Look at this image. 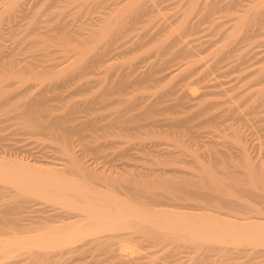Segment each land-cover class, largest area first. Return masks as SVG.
<instances>
[{
	"label": "rangeland",
	"instance_id": "1",
	"mask_svg": "<svg viewBox=\"0 0 264 264\" xmlns=\"http://www.w3.org/2000/svg\"><path fill=\"white\" fill-rule=\"evenodd\" d=\"M6 1V0H5ZM23 1V7H20L19 9H16V10H12L14 13H12V11L10 10L9 12L8 11H5V12H1V14H4V15H1L0 14V52L1 51H4V52H1L2 54L3 53H5L4 55H5V60L3 59V61H5V62H8V61H6V60H12L13 59V57H14V55L18 58V59H16V57H14V59H13V62L12 63H14V60L16 59V63H14L13 65L15 66H12V63H10L7 67L5 66V65H3V66H5L4 68H2V66L0 65V75L2 74V77L4 76V78L6 79V81L2 84L3 85V87L1 86V88L2 89H0V91H1V93H3V94H1L0 93V159H6V160H9L10 158V160H15L16 159V157L18 158V160H23L24 162H29V163H32L33 161L35 162V163H37L36 165H39V166H42V167H47V166H49L50 167V165L51 166H53L54 164V166L55 167H58V168H60V166H56V165H61L62 163H64V164H66L67 162H64L65 160H67L68 158H66L65 156H63V158L64 159H62V153L60 154V152H61V150H62V152L64 153L65 151H63V150H65V147H63V144H64V146H68V147H66L69 151L70 150H72V152L71 153H73L74 154V158H75V154H76V157L77 158H81V160H83L82 161V163L81 164H84V167L86 166L87 168L86 169H84V170H86L87 172V174H89V176H90V174H91V177H92V180L91 181H95L97 178V180H96V182L95 183H97V184H103V185H105V184H112V183H116V181H117V183L116 184H120V186L122 185V183L125 185L126 183L128 184V183H130L129 184V186H131V184H133L134 186H135V183L137 184V186H139V187H141L140 186V184L144 187V189L145 188H147V189H149V187L151 188H153L154 189V187L153 186H156V185H160V184H162V183H164L163 182V180H164V178L162 179V177H161V179H162V182L159 180V178H157V177H154V176H156L157 174V172H159V173H161L162 171V174H160V175H162V176H165L166 175V178H168L169 179V177H170V179H173V180H175L174 179V177L176 176H178L177 178H183V177H187V178H183L182 180H180V179H178V180H180V181H183V180H185V179H187L186 181H188V179H189V177L191 176V178H190V183H193V184H191V185H193V186H195L196 188H198L199 187V185L201 184L200 183V181H202V183H203V187H204V185H205V183L207 182V184L205 185V186H207L208 185V177H207V174H206V172L208 171V170H210L209 172L211 173V171H212V176L214 177V178H216V179H220L219 181L220 182H225L226 183V185L227 184H229L230 186H233L232 184H237V185H241V183H242V186H244L245 185V183L246 184H248L249 182H256L255 180H254V177L256 176V177H258L257 178V180L259 179V182L257 181V183H260L259 184V187L260 188H262L263 190H264V159H262V158H264V114H262V113H264V112H261V109L259 110V109H257V108H263L262 109V111H264V101L262 102V97L260 96V95H264V77H262L263 76V74H264V16H262L261 14H264V10H263V8L264 7H262V6H264V5H258V2H260L261 4H264V0H237L236 2H239L240 4L238 5V4H236V2L234 1V0H215L214 2L212 1V0H209V4H208V1H206V0H202V1H204V2H207V4H205V3H202V4H200L201 3V1H200V3L198 2V4L199 5H201V9H203L202 7H203V5L205 6V5H207V6H210V1H211V3L213 4V3H216L217 4V9H219V8H221L222 6H227V7H229V8H226V9H223V8H221V10L219 9L218 11L216 10L215 12L216 13H214V11H213V15L211 16V18L210 19H207L206 20V18H205V20L206 21H204V18H203V16H204V14H206L207 12H204V14H203V10H205L206 9V7L207 6H205V9H203L202 11L201 10H199V9H197V13L194 11L193 12V15H192V17H191V15H190V17H189V19H188V25H189V23H191L192 21H193V26H191V27H193L194 28V24H195V22H196V24H197V28L196 29H192V30H195V32L193 33V34H191L192 32H190L189 33V31L191 30V29H189V31L188 32H186V34H184L183 36H181L180 35V33L182 32H180V33H177V32H179V30L178 31H176L175 29L173 30V32L174 31H176V33L174 32V34L172 33H170V31H172V29L173 28H175V26H177L178 27V24L179 23H181L183 20H181L180 18H185V17H182L183 15V13H184V11H185V9H186V7L185 6H187V10H188V7H190V2H191V0L190 1H187L186 2V0H182L183 2H180L181 0H163L164 2L162 3L161 2V4L162 5H160L159 4V6H162V7H156L158 4L157 3H159L158 2V0H156L157 1V3H156V1H154V0H151L152 2H153V5H150V6H154V7H156L157 9H158V11H154V12H156V13H154V12H152L153 10H155V9H151L152 11V13H149L150 12V10H149V12H147L148 10H145L146 9V7H147V5H149V4H152L151 3V1L149 2V4H147L146 5V7H145V4L146 3H148V0H142V3H141V5H140V1L138 2V3H136L135 5H134V7L138 10V8L137 7H139V10H140V12H138V11H136L134 8L131 10V11H134L133 13L132 12H129L130 13V15H126V16H128L127 17V20L126 21H130L131 20V22H129L130 24L131 23H134L136 20H138L139 19V17L137 16V18H136V13H138L137 15H139V16H142L141 17V22L143 23V24H141V22L139 23H137V21L135 22V23H137V24H133V26H135L134 27V29H136V30H131L130 32H128V30L129 29H127V31H124V33L122 32V34H121V30L122 29H120L122 26L121 25H123V24H125L126 23V21L125 20H123L125 23H123V21L120 23V26H119V24H118V27H119V30L118 31H120L119 32V35H121V36H119V37H123L122 38V41H120V39L118 40V39H116V42H113L112 44L113 45H115V44H117L115 47V49H114V47H113V45H111L112 47H113V49H111V47H109L110 45L108 44L109 42L106 40V39H103V41H101V40H98V41H96V46H98V48L100 49V47H99V45L102 47L103 45L105 46H103L104 47V52H105V54H107L106 56L107 57H104L105 56V54H103L102 52H100V51H102V50H97L98 48L96 47V51L98 52V53H100V54H102L103 55V61H101V57H100V60L99 61H97L96 63H92V61H91V57H87V59L85 60V62H86V68L88 69V66H92L90 69H92L93 70V72L94 73H92V70H87L86 68L84 69V71H83V69H76V71H75V69H71L70 67H69V62H71V61H73L74 60V57H75V55H73L74 53L76 54V51L74 50V51H71V50H67V49H64V46H61V45H58V44H56V43H54L53 44V42L49 39V37H57V38H62L63 40H66V39H68L69 41L70 40H72V36H74L75 38L73 39V42H71V44H73V43H75L76 42V40H79V39H81V38H83V37H85L86 36V38H87V40L89 41L90 39V41H93V40H95L96 39V37H97V35H96V37L95 38H93V37H91V29L89 28V26L88 25H90V27L91 26H93V28L92 29H94V28H96V29H98L97 27L98 26H103L102 25V21L101 20H99V17L100 18H102V20H104L106 17H105V15L107 14L106 12H109V11H107V10H110V14H107V15H112V12H111V10H112V7H113V10H114V6L113 5H117V3H120V4H118L117 6H119L120 5V7L119 8H121L122 6H124L125 4L124 3H126V1L127 0H125V2L123 1V0H103V1H99V0H88V2H87V0H22ZM105 1V2H104ZM121 1V2H120ZM161 1V0H160ZM258 1V2H257ZM27 2V3H26ZM85 2V3H84ZM102 2V3H101ZM145 4H144V3ZM233 2V3H232ZM246 2V3H245ZM2 3H4V0H2L1 2H0V4H2ZM80 3V5L79 6H77L78 4ZM83 3V4H82ZM98 3V4H97ZM104 3V4H103ZM110 3H115V4H111V6L112 7H109L108 8V6L107 5H109L110 6ZM187 3V4H186ZM189 3V4H188ZM219 3V4H218ZM226 3H227V5H226ZM230 3H231V5H230ZM242 3V4H241ZM255 3V4H254ZM85 4H86V6H85ZM96 4V5H95ZM178 4H180V5H178ZM182 4V5H181ZM232 4H233V6H238L237 8L240 10V11H242V12H240L239 10H236L237 8L235 7H232ZM3 5V4H2ZM2 5H0V7L2 6ZM83 5V6H82ZM90 5H91V7L93 8H91L90 7ZM99 5V6H98ZM105 5V6H104ZM116 5H115V7H116ZM144 5V6H143ZM177 5V6H176ZM183 5H185V6H183ZM199 5H197V6H199ZM242 5V6H241ZM247 5L248 6H250V7H247ZM252 5V6H251ZM257 5V6H256ZM5 6V5H4ZM95 6H96V8H95ZM101 6V9L103 10V12L104 11H106L105 13H104V19H103V17H101V16H103V13H102V11H101V9L99 8ZM103 6V7H102ZM175 6V7H174ZM262 7L261 9H260V7ZM60 7V8H59ZM84 7V8H83ZM87 7V8H86ZM104 7H107L106 9L104 8ZM181 7L184 9V10H182L181 9ZM248 9H247V8ZM2 8V7H1ZM21 8H23V9H21ZM95 8V9H94ZM99 8V9H98ZM119 8H118V10H119ZM150 8V7H149ZM148 7H147V9H149ZM198 8V7H197ZM253 10H255V11H253ZM42 9V10H41ZM87 9V10H86ZM96 9H98V10H96ZM116 9V8H115ZM230 9V10H229ZM6 10H8V9H6ZM19 10H21V11H19ZM39 10V11H38ZM83 10V11H82ZM94 10V11H93ZM112 10V11H113ZM117 10V9H116ZM144 10H145V12H144ZM174 10V11H173ZM179 10V11H178ZM181 10V11H180ZM186 10V11H187ZM207 11H208V9H206ZM261 10H263V13L262 12H260ZM17 11V12H16ZM75 11V12H74ZM232 11V12H231ZM234 11H235V13H234ZM239 11V12H238ZM245 11V14H248V15H250V16H248V18H250V20L248 21L247 20V22H253V23H255V24H253V23H248V24H246V26H248V28H244V27H242V26H245V24L244 25H238L237 27H239L238 29H240V35L239 34H237L236 36H237V39H238V41L239 40H242L243 42H241V41H235L236 40V36L234 35V37L232 36V38H233V40H232V38H229L234 32L235 33H237V31H238V29H235V30H233L235 27H236V25H237V23H236V25H234V27H233V25L232 24H234L235 23V21H234V23H233V20H231V18L233 19V17H235L234 15H237V18L236 19H238L240 16H241V13H242V16L244 15V12ZM22 12V13H21ZM62 12V13H61ZM83 12V13H82ZM85 12V13H84ZM93 12V13H92ZM116 11H113V13H115ZM146 12L149 14V16H148V14L146 15ZM180 12V13H179ZM238 12V13H237ZM249 12H252V13H250L249 14ZM86 13H89V14H86ZM102 13V15H100ZM134 14V15H132V14ZM182 13V14H181ZM187 13V12H186ZM222 13V14H221ZM229 13V14H228ZM8 14V15H7ZM11 14L13 15V16H11ZM60 14H61V16H60ZM83 14H85L84 16H83ZM185 14V13H184ZM199 14L200 15H202V17H200V18H198L199 17ZM217 14H218V16H217ZM221 14V15H220ZM238 14L240 15V16H238ZM253 16H252V15ZM18 15V16H17ZM22 15V16H21ZM92 15V16H91ZM97 15H99V16H97ZM132 15V16H131ZM146 15V16H145ZM179 17H178V16ZM186 15V14H185ZM184 15V16H185ZM194 15H196L195 17H194ZM233 15V16H232ZM255 15V16H254ZM36 16V17H35ZM94 16V17H93ZM134 16V17H133ZM206 17H207V15H205ZM225 16V17H224ZM8 17V18H7ZM79 17V18H78ZM88 17V18H87ZM93 19H92V18ZM98 17V18H97ZM147 17V18H146ZM153 17V18H152ZM215 17H217V18H215ZM252 17H253V20H251L252 19ZM7 18V19H6ZM31 18H33V19H31ZM75 18V19H74ZM77 18V19H76ZM87 18V19H86ZM91 19V21H90V19ZM96 18V19H95ZM129 18V19H128ZM132 18H133V20H134V18H136L134 21H132ZM148 18H150V19H148ZM193 18V19H192ZM195 18V19H194ZM234 18V19H235ZM260 18H261V21H259L260 20ZM4 19V20H3ZM27 19V20H26ZM60 19V22H58L57 23V21ZM62 19V20H61ZM146 19V20H145ZM163 19V20H162ZM171 19V20H170ZM175 19H176V21L178 22V23H176L175 22ZM177 19H179V20H177ZM212 19H213V21H212ZM227 19V20H226ZM263 19V20H262ZM29 20V21H28ZM72 20V21H71ZM74 20V21H73ZM80 20V21H79ZM86 20V22H84V21ZM95 20V21H94ZM97 20V21H96ZM140 20V19H139ZM145 20V21H144ZM152 20V21H151ZM173 20H174V22H173ZM215 20H216V22H217V20H219L217 23L215 22ZM258 20V23H256V21ZM27 21V22H26ZM35 21H38L37 23H38V25H40V26H38V25H36L37 23L35 22ZM62 21V22H61ZM65 21V22H64ZM71 21V22H70ZM93 21H94V24H93ZM101 21V22H100ZM163 21H165V24H164V22ZM198 21V22H197ZM229 21H231V22H229ZM237 21V20H236ZM70 22V23H69ZM84 22V23H83ZM103 22H105L106 23V20H104ZM168 24H167V23ZM172 22L173 23H176L175 25L174 24H172ZM222 22V23H221ZM262 22H263V24H262ZM7 23V24H6ZM9 23V24H8ZM33 23V24H32ZM57 23V24H56ZM62 23V24H61ZM64 23L67 25H64ZM90 23V24H89ZM99 23H101L100 25H98ZM152 23V24H151ZM32 24V25H31ZM35 24V25H34ZM60 24H61V26H60ZM74 24V25H73ZM76 24H77V26H76ZM80 24H81V26L83 25H87V28L90 30H86V27H82L81 28V26H80ZM93 24V25H92ZM104 24V23H103ZM127 24V23H126ZM125 24V25H126ZM160 24H162V25H165V26H160ZM196 24H195V26H196ZM200 24V28H199V25ZM216 24V25H215ZM31 27H30V26ZM34 25V26H33ZM68 25H70V28L72 29H70V31L71 32H73V33H71V32H69V29L68 30H65L66 32L68 31V33H66V34H64V30L63 29H67L68 28ZM97 25V27H95V26ZM137 25V26H136ZM145 25V26H144ZM152 25V26H151ZM157 26V27H155V26ZM174 27H173V26ZM190 25H192V24H190ZM230 26L231 27V25H232V27L230 28V27H228V26ZM260 25L262 26L261 28H258V26L260 27ZM26 26H28V29H27V27ZM36 26V27H35ZM41 26H42V28H41ZM57 26V27H56ZM64 26H66L65 28H64ZM128 26H130L131 27V25H126V26H124L123 25V28L124 29H126ZM133 26L131 27V29L133 28ZM167 26H168V28H167ZM203 26V27H202ZM221 27L220 29L219 28H217V27ZM251 26H253L252 28H251ZM7 27V28H6ZM30 27V28H29ZM33 27V28H32ZM37 27H40V28H38V29H35V28H37ZM46 27V28H45ZM77 27V28H76ZM80 27V28H79ZM130 27H128V28H130ZM141 27L143 28V29H141ZM154 27V28H153ZM161 27V28H160ZM164 27H166V28H164ZM169 27H171V29L169 28ZM176 27V28H177ZM210 27H212V28H210ZM44 28V29H43ZM57 28H60V29H62L63 31V35H61V30H59V31H57ZM101 28V27H100ZM146 28V29H145ZM157 28H159V29H161V33H160V31L158 32V30L159 29H157ZM164 28V29H163ZM255 28V30H253ZM30 29V30H29ZM31 29H32V32L30 33V31H31ZM73 29H75V30H73ZM80 29V30H79ZM83 29V30H82ZM139 29H141V30H143V31H139ZM165 30V31H163V30ZM200 29V30H199ZM225 29V30H224ZM258 29V30H257ZM26 30V31H25ZM33 30H36V31H33ZM76 30H78V31H76ZM82 30V32L84 31V30H86L87 31V33H89V34H87L86 33V31L85 32H79V31H81ZM150 30H152V31H150ZM214 30V31H213ZM249 30H251V32L253 33L252 35L249 33ZM89 31V32H88ZM97 31V30H96ZM98 31H103V30H99L98 29ZM203 31V32H202ZM220 31V32H219ZM226 31H228V32H226ZM229 31H230V33H229ZM242 31V32H241ZM245 31V32H244ZM263 31V32H262ZM76 32V33H75ZM133 33L132 35L131 34H129V40H130V38H132L133 36H134V39L135 40H133V42H132V40H131V42L132 43H135V41L137 40V41H139V43L141 42V43H144V45L142 44H137V46H136V49H137V51L134 49V51H133V48H132V50L130 49L131 47H130V45L132 44V43H130V41H128L126 38H128L127 37V35H128V33ZM144 32V34L143 35H141L142 33ZM184 32V31H183ZM182 32V33H183ZM224 32V34H227V35H225L224 36V34H223V36L225 37L224 39H222L223 38V36L221 37V33H223ZM226 32V33H225ZM231 32H233L232 34H231ZM244 32V33H243ZM247 32V33H246ZM4 33V34H3ZM69 33H71V34H73L72 36H71V34H69ZM84 33H86V34H84ZM127 33V34H126ZM141 33V34H140ZM149 33V34H148ZM156 33V34H155ZM163 33H165V34H163ZM189 35H188V34ZM263 33V34H262ZM34 34V35H33ZM42 34V35H41ZM94 36H95V34L94 33H92ZM117 34V33H116ZM137 34H138V39H137ZM140 34V35H139ZM147 34V35H146ZM157 34H159V35H157ZM221 34V35H220ZM228 34H230V36H228ZM255 34L257 35L258 34V37L257 36H255ZM260 34V35H259ZM65 35H69L67 38H65L64 36ZM78 35V36H77ZM88 35H89V37H88ZM130 35H131V37H130ZM150 37H149V36ZM152 35L154 36L155 35V37H156V39H155V37H153L152 39H153V41L152 40H150L149 38H151L152 37ZM162 35V36H161ZM163 35H165V36H163ZM169 35V36H168ZM173 35V36H172ZM178 35L181 37H178ZM187 35V36H186ZM208 35V36H207ZM218 37H217V36ZM239 35V36H238ZM244 35V36H243ZM25 36V37H24ZM83 36V37H82ZM115 36H117V35H115ZM144 36H145V38H144ZM161 36V40L159 39V37ZM172 36V38H170ZM206 36V37H205ZM214 36V37H213ZM227 36H228V38H227ZM41 37V38H40ZM119 37H117V38H119ZM147 37V38H146ZM149 37V38H148ZM166 37V38H165ZM167 37H168V39H167ZM177 37L178 39L177 40H181L183 37H185L182 41H176V45L177 46H175V51H174V46L172 45L171 47H170V49L171 48H173V52H172V49L170 50H167L166 52L168 53V54H170V55H168V54H164L163 52H161L162 50L161 49H164V51H165V48L163 47V45H165V47H166V45L168 44L169 45V42L173 39H175V38ZM208 37V38H207ZM217 37V38H216ZM220 37H221V40H220ZM245 37H247L246 39L248 40H246L245 39ZM256 37H257V39H256ZM56 38V39H57ZM70 38V39H69ZM89 38V39H88ZM93 38V39H92ZM140 38H141V40H142V38L144 39L143 41H141L140 40ZM158 38V39H157ZM254 38V39H253ZM261 38V39H260ZM45 39V40H44ZM213 39H214V41H213ZM227 39V40H226ZM233 41L232 43H231V40ZM253 39V40H252ZM260 39V40H259ZM28 40V41H27ZM97 40V39H96ZM123 40H125V41H123ZM146 40V41H145ZM148 40V41H147ZM157 40L158 41H160V43L161 42H164V44H161L162 46H159V44H157L156 45V43H157ZM169 40V41H168ZM173 40H172V43L170 42V45L171 44H173ZM220 40V41H219ZM226 40V41H225ZM244 40H246V42L244 41ZM26 41H27V43H26ZM89 41V42H90ZM126 41L127 42H129V43H126ZM136 41V43H138ZM155 41V42H154ZM166 41H168V42H166ZM185 41H186V49H187V47H188V51L186 52V51H183L184 49H185V47H183V46H185L184 45V43H185ZM190 41V42H189ZM218 42V44H219V49L220 48H222V50H221V52L218 50V48H217V42ZM223 41V42H222ZM16 44H15V43ZM32 44H31V43ZM101 42H103V45H102V43ZM104 42H106V45H107V47H106V45H105V43ZM146 42H147V44L149 45H146ZM154 42V43H153ZM183 42V43H182ZM189 42V43H188ZM213 42V43H212ZM214 42H216V44H214ZM219 42H221V43H219ZM91 43V42H90ZM115 43V44H114ZM122 43V45H120ZM123 43H125V45L126 44H129V45H124ZM175 43V42H174ZM179 43H182V44H179ZM188 43V44H187ZM201 43V44H200ZM239 43V44H238ZM28 44V45H27ZM150 44L153 46H151L150 47ZM198 46H197V45ZM206 44V45H205ZM229 44V45H228ZM241 44V47H236L235 45H240ZM15 45V46H14ZM109 45V46H108ZM118 45H119V48H117L118 47ZM125 46V48H127L128 46H129V48H127V52H125L126 51V49L123 47H121V46ZM134 45V48H135V45L136 44H133ZM146 45V46H145ZM169 45V46H170ZM195 45H196V47L197 48H195V50L193 49V47H195ZM11 46V47H10ZM132 46V45H131ZM144 46V47H143ZM158 47L159 46V48H158V50H157V48L156 47ZM193 46V47H192ZM216 46V47H215ZM8 47V48H7ZM124 50V51H122V49ZM138 47H139V49H138ZM149 47V48H148ZM163 47V48H162ZM168 47V46H167ZM166 47V48H167ZM177 47V48H176ZM192 47V48H191ZM224 47V48H223ZM234 47H236L238 50H236V48H234ZM3 48V49H2ZM47 48V49H46ZM107 48V49H106ZM155 48H156V50H155ZM181 49L180 51H179V49ZM199 48V49H198ZM5 49V50H4ZM13 49H14V55H13V57H12V59H11V57L9 56L11 53H13ZM64 49V50H63ZM102 49V48H101ZM151 49V50H150ZM160 49V50H159ZM176 49H178V50H176ZM185 49V50H186ZM190 49L192 50H194L195 51V53L193 52V54H189V55H191V57H192V55H195V57L193 58L192 57V59L190 60V58L188 57V59L187 58H185L186 56L185 55H183L182 56V54L181 53H183V52H185L184 54H187V53H192V51H190ZM216 49V50H215ZM233 49L235 50V51H233ZM109 50H113L112 52H110ZM239 50H240V52H239ZM68 51V52H67ZM116 51H118V52H116ZM120 51V52H119ZM131 51V52H130ZM158 51V52H157ZM180 52V54H178V56H177V54L175 53V52ZM219 51V52H218ZM238 53H237V52ZM67 52V53H66ZM122 52V53H121ZM130 52V53H129ZM212 52V53H211ZM224 52V53H223ZM237 53L236 54V56L234 55L235 53ZM243 52V53H242ZM10 53V54H9ZM21 53V54H20ZM40 53V54H39ZM66 53V54H65ZM116 53V54H115ZM118 53V54H117ZM126 54V56H125V54ZM155 53H156V57H155ZM201 56H199L198 54ZM245 53V54H244ZM91 54V53H90ZM90 54H89V56H90ZM120 54V55H119ZM153 54V55H152ZM165 55V57L167 56V57H169L170 56V58L172 57V58H175V62H174V60H172V58L170 59H168L167 57L165 58V57H162V56H164ZM173 54V55H172ZM230 54V55H229ZM240 54V55H239ZM31 55H33L34 57H35V60H34V58H32L31 57ZM45 55V56H44ZM132 55V56H131ZM145 55H147V56H145ZM152 55V56H151ZM197 55V56H196ZM212 55V56H211ZM217 55V56H216ZM229 55V56H228ZM244 55V56H243ZM11 56H12V54H11ZM19 56V57H18ZM182 56V57H181ZM217 57V61L218 60H220V61H216L215 59L216 58H214V57ZM226 56H228V57H226ZM233 56H235V57H233ZM246 56V57H245ZM10 57V58H9ZM71 57V58H70ZM110 57V58H109ZM125 57V58H124ZM138 57V58H137ZM148 57V58H147ZM149 57H151V58H149ZM158 57V58H157ZM159 57H160V59L161 60H159ZM163 58V60H162V58ZM184 57V58H183ZM205 57V58H204ZM222 57V58H221ZM233 57V58H232ZM4 58V57H3ZM70 58V59H69ZM105 58L107 59V60H105ZM117 58H119V59H117ZM180 58H183V59H185V60H187L188 61V63H189V60H190V63L189 64H193V62H195V60H196V62L195 63H197V62H201L202 60H205V61H202L201 63L199 62L198 63V65L196 64V66L195 65H193V66H189V64L188 63H186L187 61H185V60H183V59H181L180 60ZM200 58V59H199ZM203 58V59H202ZM60 59V60H59ZM123 59V60H122ZM131 59H135L134 61L133 60H131ZM143 59V60H142ZM147 59V60H146ZM152 59V60H151ZM158 59V60H157ZM165 59V60H164ZM167 59V60H166ZM193 59H195L194 61H193ZM199 59V60H198ZM210 59V60H209ZM223 59H224V61H223ZM227 59H229V60H226ZM235 59V60H234ZM244 61H243V60ZM29 60V61H28ZM30 60H32V62L34 61V65L36 66H32V71L33 72H35V73H37V72H39L40 71V73H47V75L49 74L50 76H51V78L48 80V81H46V80H40V79H37V78H35L36 76H34V77H32V76H27L26 75V72L24 73L23 71H21L20 70V68L19 67H22L23 66V64L24 63H27V62H30ZM69 60V61H68ZM140 60H141V62H140ZM156 60V61H155ZM169 60L171 61V62H174L173 63V65H175V63H176V65H175V67L173 66V67H170V66H172L171 64L172 63H170L169 62ZM180 60V61H179ZM212 60V61H211ZM233 60V61H232ZM237 60V61H236ZM26 61V62H25ZM60 61V62H59ZM125 61V62H124ZM127 61V62H126ZM130 61V62H129ZM134 62V63H138V65L136 64V65H132V62ZM147 63V65L144 63ZM147 61H152L153 62V64H155L154 66H156V62H158V63H160L161 62V64H158L156 67H158L159 65H161L162 67H161V69L162 68H166L167 70H164V69H162L161 71H160V66L158 67V70L157 71H159V72H161V75H164V74H162V73H165V72H163V71H167V73H170V71H172L173 69H175V68H177V65H178V63L180 62V63H182L181 61H183V63L181 64L182 65V67L181 68H183L184 66L186 67L185 68V70L186 71H184V73L186 72V74L184 75V73H182L180 76L181 77H183V79L182 78H180V76H174V78H172L173 77V73L172 74H167L168 76H172L171 78L169 77V80H167V78H168V76L166 75V79H165V77H164V79H162L163 77L161 76V75H159L160 73H156V69H154L153 67V64L151 63V65H150V63L149 62H147ZM168 61V62H167ZM193 61V62H192ZM239 61V65H238V62ZM241 61V62H240ZM165 62H166V64H165ZM192 62V63H191ZM217 62V63H216ZM232 62V63H231ZM257 62V63H256ZM21 63V64H20ZM100 63H101V65H100ZM163 63H164V67H163ZM213 63V64H212ZM214 63H215V65H214ZM218 63L220 64V65H222V66H220V65H218ZM225 63H226V65H225ZM229 63V64H228ZM237 63V64H236ZM254 63V64H253ZM97 64V65H96ZM142 64V65H141ZM144 64V65H143ZM185 64V65H184ZM208 64V65H207ZM25 65V64H24ZM109 67H108V66ZM130 65V66H129ZM148 65L151 67V69L148 67ZM168 65V66H167ZM180 65V64H179ZM184 65V66H183ZM187 65H188V67H187ZM199 65H201L200 67H199ZM207 66V68H206V66ZM223 65L224 66H226V67H223ZM228 65V66H227ZM261 65H262V67H261ZM205 66V68L204 69H202L203 67ZM68 67H69V69H68ZM98 69H97V68ZM104 67V68H103ZM108 67V68H107ZM114 68L113 70H112V68ZM121 67V68H120ZM129 67H131V71H133V73H131V74H133L132 76H134V74L135 75H138V71H139V73H140V71H147V70H149V71H151V73L153 74V78H152V76L151 77H146V78H148V79H146L145 78V81H142L141 80V82H139V83H136V82H133V83H129V84H127V85H125L124 87H122V91H124L126 88V90L122 93L121 92V90H120V94H117V93H115V92H118L119 90H113V89H110V91L111 92H108V93H106V94H104L103 96H102V98L100 99V100H102V101H100V102H97L95 105L96 106H98L99 107V109H97V107H96V109L94 108V111L95 110H99L98 111V113L100 114H98V113H96V111L94 112L93 110V112L91 111V110H89V112H88V114H87V112H86V110L87 109H85V113H84V109H83V112L82 111H80V110H82V108H83V106L85 105H87L88 104V100L90 101L91 99H93L94 98V96H95V93L97 94L98 92H100L104 87H106V86H109V88H113L114 87V85H115V83H116V80L115 79H117V81L120 79L119 78V74H121L122 76H125V73L127 72V73H129V72H131V71H129L128 69H127V71H126V69L125 68H129ZM137 67V68H136ZM168 67H169V69H168ZM201 68V70H199V69H197V68ZM208 67H210V68H208ZM261 67V68H260ZM8 68H10V69H8ZM94 68V69H93ZM95 68H96V70H95ZM100 68V69H99ZM193 68H196L197 70H198V72H194V69ZM211 68H212V70H211ZM240 68V69H239ZM258 69V70H256V69ZM44 71H43V70ZM108 69V70H107ZM138 71H137V70ZM141 69V70H140ZM206 69V70H205ZM263 71H262V70ZM8 70V71H7ZM19 70V71H18ZM73 70V71H72ZM80 70V71H79ZM95 70V71H94ZM99 70V71H98ZM104 70V71H103ZM116 70V71H115ZM125 70V71H124ZM190 70V71H189ZM203 70H205L206 71V73L203 71ZM208 70V71H207ZM236 70V71H235ZM11 71H13V74L12 75H10V73L9 72H11ZM56 71H58V72H56ZM61 71V72H60ZM68 71V72H67ZM111 71V72H110ZM129 71V72H128ZM135 71H137L136 73H135ZM143 71V72H144ZM203 71V72H202ZM210 71H212V72H210ZM225 71H229L228 73L227 72H225ZM255 71H256V73H255ZM262 71V72H261ZM97 72V73H96ZM112 72H114V73H112ZM177 72V71H176ZM200 72H202V73H204L203 75H202V73H200ZM222 74V76H220V73ZM253 72V73H252ZM8 73V74H7ZM56 73V74H55ZM57 73H58V75H57ZM63 73V74H62ZM103 73V74H102ZM126 73V75L128 76V75H130V74H127ZM150 73V72H149ZM196 73V74H195ZM262 75H261V74ZM8 76V75H10V78H9V76L7 77L6 75ZM25 74V75H24ZM73 74V75H72ZM97 74V75H96ZM99 74V75H98ZM112 74H114V76H115V74L117 75V77L115 76H113ZM156 74H158L157 76H156ZM210 74V75H209ZM253 74V75H252ZM257 74V76L256 77H260V79H263V80H260V81H257V80H255V79H258L259 80V78H256L254 75H256ZM258 74H259V76H258ZM23 75V76H22ZM95 75V76H94ZM104 75V76H103ZM112 75V76H111ZM196 75V76H195ZM201 75V76H200ZM225 75V76H224ZM241 75V76H240ZM94 76V77H93ZM109 76V77H108ZM149 76H150V74H149ZM158 76H160V77H158ZM165 76V75H164ZM187 78H186V77ZM191 76V77H190ZM203 76H206V77H203ZM235 76V77H234ZM24 77H26L25 79H24ZM99 77V78H98ZM102 77H103V79H102ZM106 77V78H105ZM121 77V76H120ZM131 76H128V79H132V78H134V77H132V78H130ZM157 78V80H155L156 78ZM162 77V78H161ZM195 77V78H194ZM199 77V78H198ZM54 78V79H53ZM151 78V79H150ZM155 78V79H154ZM160 78V79H159ZM182 79L181 81L180 80H178L179 81V84L177 83V80L176 79ZM186 78V79H185ZM242 78V79H241ZM159 79V80H158ZM232 79H234V80H232ZM241 79V80H240ZM55 82H54V81ZM115 80V81H114ZM170 80H173V81H170ZM194 80V81H193ZM242 81L241 83H240V81ZM103 81V82H102ZM111 81L112 82H114V83H111ZM163 81V82H162ZM166 81H168V83L166 82ZM175 81V82H174ZM189 81V82H188ZM192 81H193V83H192ZM211 81V82H210ZM231 81V82H230ZM250 81V82H249ZM33 82V83H32ZM37 82V83H36ZM56 82H57V84H56ZM112 84H110V83ZM144 82V83H143ZM152 82H154L153 84H151ZM169 82H172V83H169ZM184 82H185V84H184ZM218 82V83H217ZM221 82V83H220ZM260 82H262V83H260ZM107 83V84H106ZM108 83H109V85H108ZM150 83V84H149ZM157 83V84H156ZM159 83V84H158ZM181 83V84H180ZM188 83V84H187ZM192 83V84H191ZM220 83V84H219ZM232 83V84H231ZM238 83L240 84V85H238ZM31 84V85H30ZM140 84V85H139ZM143 84H145L146 85V87H145V85H143ZM154 84H155V86H154ZM177 84V85H176ZM191 84V85H190ZM211 84H213L216 88L214 89V86H213V88H210L209 89V87H212V85ZM242 84V85H241ZM35 85V86H34ZM56 85V86H55ZM153 85V86H152ZM174 85V87H176V89H173L172 88V86ZM192 85H193V87H192ZM202 85H203V87H202ZM206 85V86H205ZM211 85V86H210ZM235 85H237V87L235 86ZM48 86V87H47ZM58 86V87H57ZM177 86H179V87H177ZM183 86V87H182ZM208 86V87H207ZM220 86L222 87V88H220ZM249 88H248V87ZM261 86V87H260ZM48 88L47 89V91H46V93H45V99H47L46 101V104H44L43 103V107H47V108H42L41 110H39V108H38V111L35 113H28V117L25 115L24 117H25V119H28L27 120V127L25 128V125H22V123H21V121L19 122V120H21V118L23 117L22 115V117L20 116V115H17L18 114V112H21L20 111V108L18 109L16 106H17V102L19 101L20 103H21V101H25V100H27V98H28V96L29 95H31V94H34V93H36V92H38V91H40L41 90V88L42 89H44V88ZM51 87L53 88V89H51ZM57 87V88H56ZM129 87H133V89H131V88H129ZM137 89H135V88ZM138 87V88H137ZM151 87V88H150ZM171 87V88H170ZM200 87H201V89H200ZM259 87L261 88V90H262V87H263V90H262V94H260L259 96H255V97H257L256 99L255 98H253V95H258L257 93V91H260L259 90ZM96 88V89H95ZM180 88H182V89H180ZM190 90H189V89ZM194 90H193V89ZM205 88H208V89H205ZM31 89V90H30ZM40 89V90H39ZM128 89H130V90H128ZM143 89V90H142ZM163 89V90H162ZM171 89H173V91L171 90ZM180 89V90H179ZM183 89H185L184 91H183ZM195 89H198V90H195ZM203 89V90H202ZM219 89V90H218ZM233 89L235 90V91H233ZM242 89L244 90V92L245 93H243V91H242ZM251 89H255V90H251ZM257 89V90H256ZM159 90V91H158ZM162 90V91H161ZM165 90H169L168 92H169V95H170V92L172 91V94L170 95V96H168V94L166 93L167 91H165ZM178 90V91H177ZM206 90H207V92H206ZM217 90V91H216ZM227 90V91H226ZM252 91V94H253V92H255L253 95L252 94H250L251 93V91ZM93 91V92H92ZM126 91H128V92H126ZM149 91V92H148ZM162 93H161V92ZM186 91H188V92H186ZM197 91V92H196ZM204 91H205V93H204ZM221 91V95H223V94H227L226 96H219L220 94H217L218 92H220ZM228 91H230V92H232V94H230V92H228ZM236 91H238V94H240V97L242 98L241 100H239L240 98H239V96H238V94L235 96L234 94H236L237 92ZM247 91H248V93H247ZM250 91V92H249ZM51 92V93H50ZM160 92V93H159ZM165 92V93H164ZM227 92V93H226ZM234 92V93H233ZM133 93H135V94H133ZM155 93V94H154ZM176 93V94H175ZM179 95H178V94ZM197 94V96L199 95V96H201L202 97V99H201V97L199 98L198 97V99L196 98L197 96H194V94ZM199 93V94H198ZM202 93H204V94H202ZM214 93V94H213ZM48 94V95H47ZM61 94V95H60ZM133 94V95H132ZM163 95V96H165L164 98H160L161 99V101H159L160 99L158 98L159 96L161 97V95ZM185 94V95H184ZM191 94H193V95H191ZM200 94H202V95H200ZM215 94H217V95H215ZM250 94V95H249ZM25 95V96H24ZM72 95V96H71ZM117 95V96H116ZM126 95V96H125ZM131 95H132V98L133 99H135L134 101H132L133 99L131 98ZM147 95V96H146ZM177 95V96H176ZM188 95H190V96H188ZM231 95H232V98H230L229 100L228 99H225V97L226 98H229V97H231ZM233 95H234V98H233ZM3 96V97H2ZM47 96V97H46ZM74 96V97H73ZM107 96V97H106ZM115 96V97H114ZM156 96H157V98H156ZM182 96V97H181ZM204 96V97H203ZM238 96V97H237ZM248 96H251L250 97V99H248L249 97ZM2 97V98H1ZM17 97V98H16ZM50 97V98H49ZM109 97V98H108ZM113 97V98H112ZM128 97H130L131 99V101L133 102V103H138L139 101L138 100H140V106H142V105H144L143 107L144 108H147L146 107V105H150V104H152V103H155L154 105H155V107H154V105H150L149 107H151L152 106V108H153V111H152V108L150 109L152 112H150V110H149V114L148 113H146V115L149 117H147L146 115H140L141 116V118H140V120H142V119H147L148 118V120L147 121H145L144 123H143V121H141L142 123H143V130L141 129V128H139V129H141L142 130V132L143 133H148L147 135V137H148V139L146 138V140H145V136H146V134H141L142 135V137L144 138V139H140V136H139V134L136 132L137 131V129H134V130H132L131 132L130 131H128V132H130L131 133V135L134 137L135 135H133L132 133H136V136L134 137V138H132V136H131V140L133 141H131V140H129V143H125L123 140H121L120 141V139H122L121 137H120V139H118L117 141H120V147L118 148V146H117V148H116V146H114V145H111V147H112V149H114V152L116 153H114L113 152V150H110L111 149V147L110 148H105V147H108V145L106 144H104V142H107V141H109L108 140V138L109 137H105L104 136V139L106 140H102L103 139V137L101 138L100 136H102V135H100L99 134V132L101 133V132H103V131H101V129L99 130V129H97L96 127H98L99 125L101 126L102 125V122H103V124L104 123H106L108 120H110L112 117H113V115H111V118H110V114L114 111V109H116L117 108V106L116 105H118L119 107H121V106H127V102H128V100H127V102H125L124 104H123V101H125V99L126 98H128ZM140 97V98H139ZM169 97V98H168ZM180 97V98H179ZM184 97H186V98H184ZM236 97H237V99H236ZM89 98V99H88ZM124 98V100L122 101V99ZM136 98H139L138 100L136 99ZM173 98V100L175 99V101H176V104H177V106H178V103L180 102V101H183V100H185L184 102H181V104H183V103H185L184 105H181L182 106V108H179L180 107V105L177 107V106H175V107H177V108H179V109H182L181 111L180 110H178L177 108H173L172 106H174L175 105V101H172L171 99ZM177 98H179V99H177ZM222 98V99H221ZM261 99V103H259L258 105H255L256 104V102L258 103V102H260V99ZM264 98V97H263ZM7 101H6V100ZM105 99V100H104ZM109 99V100H108ZM113 99H116V100H114V101H117L118 99L120 100V101H122V104L121 103H119L118 101V103L120 104H118V103H116V102H112V100ZM129 99V98H128ZM144 99V100H143ZM155 99L157 100V101H155ZM186 99H187V101H186ZM189 99V100H188ZM199 99H201V100H199ZM225 99V100H224ZM233 99V100H232ZM234 99H236L235 100V102H234ZM258 99V101H256ZM86 100V103L85 104H83V102ZM110 100H111V102L113 103H111L110 102ZM170 100V101H169ZM180 100V101H179ZM190 100H192V101H190ZM194 100V101H193ZM207 100V101H206ZM224 100V101H223ZM57 101V102H56ZM136 101V102H135ZM193 103V102H195V104H197V105H195L194 103V107H190L191 105H193V104H191V105H189L190 103ZM201 101H206V102H208L209 104L210 103H212V104H210L209 106H211V107H208L206 110L205 109H203V112L202 113H199L198 114V111H200V109H198V108H196V107H198V105L199 104H201ZM214 101V102H213ZM252 101L255 103H252ZM71 102V103H70ZM102 102V103H101ZM148 102V103H147ZM156 102H158V103H156ZM160 102V103H159ZM187 102V103H186ZM224 102H227V104L228 105H226V107H223L222 105H224L225 106V104L226 103H224ZM237 102V103H236ZM244 102V103H243ZM78 103H79V105H78ZM80 103H81V105H80ZM174 103V104H173ZM199 103V104H198ZM203 103H205V102H202V104ZM217 103V104H216ZM222 103V104H221ZM237 104V106H236V104ZM239 103V104H238ZM242 105H241V104ZM13 104H15V105H13ZM114 104H115V106H116V108L114 107ZM126 104V105H125ZM157 104H158V106H157ZM164 104L167 106V105H169L170 107H172V109L169 107V106H167L166 108H165V106H164ZM171 104H173V105H171ZM180 104V103H179ZM219 104H221V105H219ZM253 104V108L255 109V111H253L254 112V114H253V112L250 110V108H251V105ZM263 104V105H262ZM71 105V106H70ZM75 105H78L77 106V108H79L78 110H76L77 108L75 107ZM83 105V106H82ZM109 105V106H108ZM238 105H239V107H238ZM261 105V106H260ZM3 106V107H2ZM51 106V107H50ZM84 106V107H85ZM103 106V107H102ZM111 106V107H110ZM124 106L123 107H121V108H124ZM135 106H137V104L135 105L134 104V106H131V107H127L128 108V111H127V109H126V114H127V116L129 115L130 116V114L131 115H133V114H135V113H139V108H138V106H137V109H134V110H130L129 111V109H133V107L134 108H136ZM139 106V107H140ZM183 106L185 107V108H183ZM186 106H187V108H186ZM188 106H189V108H188ZM215 106V107H214ZM223 108H225L224 110L223 109H221L222 107ZM240 106H242V107H240ZM244 106V107H243ZM11 107V108H10ZM95 107V106H94ZM102 107V109H100ZM105 107H107V109H104ZM114 107V108H113ZM148 107V108H149ZM158 107V108H157ZM164 107V108H163ZM215 108L214 110H213V108ZM221 107V108H220ZM232 107V108H231ZM13 108H15V110L13 109ZM72 110V108H76L75 110H73L75 113H73V119H74V115H75V118H77V116H78V122H80V120L81 119H83V121H82V123L81 124H83L84 125V120H86L85 118H87V120L89 119L88 117H91L90 118V120H92L93 119V122H91L90 123V125H88L87 126V128L86 127H83V128H86L85 130L86 131H83L82 130V127H81V130H75V132L74 131H67L65 128H56L55 126L54 127H52V128H50V127H48V128H50L51 130H56L55 132H57L56 133V135H59V136H56V137H54L55 136V134H54V136H53V131L52 132H50V130L48 131H46V129H47V127H46V129H45V127H44V129L45 130H43V128H42V126H44V124H47L48 122H49V120L48 119H50L51 117H53V116H60V115H62L63 113H66V111L68 112L70 109ZM113 108V109H112ZM140 108H142V107H140ZM163 108V109H162ZM197 110H196V109ZM200 108V107H199ZM212 110H211V109ZM228 108V109H227ZM237 108H239V111H238V109ZM240 108H241V111H242V113H241V111H240ZM247 108H249V109H247ZM10 109V110H9ZM13 109V110H12ZM44 109H46L45 111H44ZM110 109V110H109ZM160 109H162V111L160 110ZM164 109H166V110H164ZM174 109V110H173ZM218 109H220V110H218ZM232 109V110H231ZM100 110H102V111H100ZM113 110V111H112ZM136 110V111H135ZM142 110H143V108H142ZM156 112H155V111ZM173 110V111H172ZM185 110V111H184ZM210 110L211 111H213L214 112V115H213V112H210ZM248 110H250V111H248ZM253 110V109H252ZM256 110H257V112L259 113V111H260V114H257V112H256ZM15 111V112H14ZM39 111H43V112H39ZM88 111V110H87ZM92 113H91V112ZM112 111V112H111ZM158 111H160V112H158ZM166 113H165V112ZM170 111V112H169ZM171 111L173 112L172 114H171ZM180 111V112H179ZM184 111V112H183ZM218 111H221V115H219L220 113L218 112ZM228 111H230L229 113H228ZM3 112V113H2ZM6 114H5V113ZM11 112V113H10ZM70 112V111H69ZM102 114H101V113ZM104 112H110V113H104ZM129 112V113H128ZM158 112V113H157ZM167 112H168V114H167ZM178 113V114H175V113ZM184 114H183V113ZM186 112V113H185ZM191 112V113H190ZM194 112L195 113H197L199 116H195V114H194ZM201 112V111H200ZM208 112V113H207ZM218 114H217V113ZM222 112H224V113H222ZM237 112V113H236ZM238 112H240V113H238ZM256 112V113H255ZM8 113V114H7ZM10 113V114H9ZM15 113V114H14ZM45 114V119H43V118H41V120L40 119H38L37 120V115L36 114H40V115H43V114ZM71 113H72V111H71ZM91 113V114H90ZM94 113H96L95 114V117H94ZM125 113L123 114L124 116V119H125ZM133 113V114H132ZM155 113V114H154ZM167 114L168 116H166L165 114ZM182 113V114H181ZM190 113V114H189ZM209 113H211L212 115H213V117H212V119H215V120H212L211 118H209L210 116H212L211 114L210 115H207V116H205V114H209ZM225 113H228L226 116H224L223 117V115L222 114H224L225 115ZM232 113V114H231ZM243 113H245V114H243ZM30 114V115H29ZM89 115L88 117H86L85 115ZM97 114H98V116H97ZM105 114H107V115H105ZM159 115V117L157 116V115ZM174 114V115H173ZM179 114H181V117L179 116ZM185 114H187V115H185ZM191 114H193L194 116L192 117V115ZM196 114V115H197ZM203 114H204V116H203ZM237 114V115H236ZM40 115H38V116H40ZM93 115V116H92ZM170 115H171V117H172V115H173V117L176 115H178L177 116V118L178 119H181V118H183V119H185L184 117L186 116L187 118H186V120L188 119V117H192V119L191 118H189L190 119V121H192V122H190L189 121V123H193L192 124V126H194V127H192L190 124L188 125V124H186V120L184 121V123L182 122V124L181 125H183L184 127H181L180 128V125H178L179 123H181V122H179V123H177V122H174V123H171V124H173V126H171L172 127V129L173 128H175L176 126H178V127H176V129L178 128V132H179V129L180 130H183V131H180L179 133V135L177 134L178 132H174L172 129H170L171 127L169 126V123H168V119L166 120L165 118L166 117H170ZM189 115V116H188ZM202 115V116H201ZM240 115H241V117H240ZM263 116V119L262 118H260L259 116ZM17 116V117H16ZM29 116H31L30 118H29ZM33 116V117H32ZM48 116H49V118H48ZM85 116V117H84ZM100 116V117H99ZM102 116V117H101ZM144 116V117H143ZM146 116V117H145ZM166 116V117H165ZM184 116V117H183ZM214 116H215V118H214ZM222 116V117H221ZM228 116H230V117H228ZM232 116V117H231ZM237 116V117H236ZM243 116V117H242ZM15 117V118H14ZM27 117V118H26ZM97 117V118H96ZM109 117V118H108ZM180 117V118H179ZM196 117V118H195ZM201 117V118H200ZM203 117H205L207 120H205V118H203ZM217 117V118H216ZM220 117V118H219ZM226 117V118H225ZM236 117V118H235ZM2 118V119H1ZM38 118H40V117H38ZM95 118V119H94ZM101 118V119H100ZM161 118V119H160ZM195 118V119H194ZM199 118H200V120H199ZM230 120V122H229V120ZM5 119H6V121H5ZM22 119H24V118H22ZM98 119H99V121H102L101 123L98 121ZM151 119H152V121H151ZM155 119V120H154ZM157 119V120H156ZM162 120V119H164V120H162L163 122H161L162 124H160V122H159V120ZM176 119V118H175ZM196 119H197V121H196ZM208 119H210V120H208ZM219 121H218V120ZM220 119H221V122H220ZM224 119V120H223ZM245 119V120H244ZM252 119V120H251ZM257 119L260 121L261 119V121L259 122V121H257ZM9 122H8V121ZM43 120V121H42ZM46 120V121H45ZM94 120H96V122L97 123H95L94 122ZM139 120V119H138ZM153 120L155 121V122H153ZM211 120H212V122H211ZM223 120V121H222ZM225 120H228V122L227 121H225ZM233 120V121H232ZM237 120V121H236ZM72 122H74V121H76V120H71ZM164 121H165V124H164ZM196 122V124H195V122ZM198 121H200L199 122V126L197 125V123H198ZM202 121H204L205 122V124H204V122H202ZM214 121V122H213ZM226 123H225V122ZM243 123H242V122ZM246 121V122H245ZM39 122V123H38ZM47 122V123H46ZM71 122V124H73ZM140 122V121H139ZM140 122V123H141ZM153 122V123H152ZM188 122V121H187ZM203 124H202V123ZM211 122V123H210ZM76 123H77V121H76ZM98 123H100V124H98ZM200 123L202 124L201 126H200ZM214 123H216V124H214ZM220 123H222V124H220ZM228 123V124H227ZM232 123V124H231ZM9 124V125H8ZM28 124H29V127H28ZM33 124V125H32ZM164 125L163 127H161L160 125ZM187 126H186V125ZM195 124V125H194ZM209 124V125H208ZM213 124V125H212ZM218 124H220V125H218ZM224 124V125H223ZM245 124V125H244ZM94 125H97L96 127L94 126ZM144 125H146V126H149L150 128H148V127H145ZM223 125V126H222ZM229 125H231V126H229ZM247 125V126H246ZM251 125V126H250ZM11 126V127H10ZM18 126H19V128H18ZM35 126V127H34ZM46 126V125H45ZM99 126V127H100ZM189 126H191V127H189ZM197 126H198V128H197ZM205 126V128H203ZM213 126V127H212ZM218 126H219V128H218ZM227 126H229L230 127V129L231 130H228L229 129V127H227ZM96 129H95V128ZM170 127V128H169ZM185 127H188V129L187 128H185ZM196 127V128H195ZM200 127V128H199ZM208 127H210V128H208ZM216 127V128H215ZM220 127H221V129H220ZM226 127V128H225ZM33 128V129H32ZM35 128V129H34ZM152 128V129H151ZM184 128H185V130H189V131H184ZM223 128V129H222ZM253 128V129H252ZM8 129H9V131H8ZM42 129V130H41ZM57 129H58V131H57ZM107 129H109V128H107ZM113 128H110V132H113V133H115L116 131L115 130H112ZM144 129H147L146 131L144 130ZM155 129V130H154ZM192 129V130H191ZM195 129H196V131H195ZM199 129H201V130H199ZM204 129V130H203ZM214 129H216L215 131L217 132L216 134L217 135H215V131H213ZM220 129V130H219ZM233 129V130H232ZM235 129H237L236 131H235ZM251 129V130H250ZM37 130V131H36ZM94 130H96V131H94ZM136 130V131H135ZM141 130H140V132H141ZM150 130H153L154 131V134H153V132H151L152 133V135L154 136H156V137H153L152 135H151V133H150ZM199 130V131H198ZM217 130H219V131H217ZM262 130V131H261ZM28 131V132H27ZM61 131V132H60ZM64 131V132H63ZM78 131V132H77ZM80 131V132H79ZM88 131V132H87ZM93 131V132H92ZM97 131H99V132H97ZM108 131V132H109ZM115 131V132H114ZM135 131V132H134ZM158 133V135L159 136H165L164 138H165V141H164V138L163 137H158V135H156V132ZM159 131V132H158ZM166 131H167V133H166ZM171 131V132H170ZM196 132V134L197 135H195V132ZM213 131V132H212ZM223 131V132H222ZM245 131V132H244ZM63 132V134L62 135H60L61 133ZM67 132V133H66ZM83 132H85V134L87 135V133H88V135H87V137H89V138H87V137H84L85 135L83 134ZM90 132V133H89ZM96 132V133H95ZM139 132V133H140ZM141 132V133H142ZM174 132V133H173ZM190 132V133H189ZM208 132H209V134H208ZM219 132H221V133H219ZM228 132H229V134H228ZM46 133H49L48 135L46 134ZM52 133V134H51ZM170 133V134H169ZM188 133V134H187ZM218 133H219V135H218ZM231 133V134H230ZM246 133V134H245ZM263 133V134H262ZM44 134V135H43ZM71 134V135H70ZM79 136H78V135ZM92 134H93V137H92ZM94 134L95 135H98L99 137H97L96 138V136H94ZM164 134V135H163ZM174 134V136L176 137V139H172V138H174V136H172L171 138H170V135H173ZM184 134V135H183ZM187 134V135H186ZM200 134V135H199ZM206 134V135H205ZM221 134V135H220ZM225 134L226 135H228V137L226 136L225 137ZM232 134H236L237 135V137H236V135H235V137H234V135L232 136ZM21 135V136H20ZM24 135V136H23ZM28 135V136H27ZM67 135H68V138H67ZM168 135V136H167ZM180 135H182L181 137H178V136H180ZM192 135V136H191ZM196 137H195V136ZM214 137H212V136ZM238 135L239 136H241V139H240V137H238ZM17 136H19V137H17ZM40 136L43 138H40ZM51 136H53L52 138H51ZM60 136H62L61 138H60ZM112 136V135H111ZM151 136H152V138H153V140L152 141H154L155 139V141L157 142V139L159 140V139H161V138H163L161 141L163 142L164 141V143H162L160 140H159V142H161V144H158V142H157V146L158 145H160V146H158L157 148L155 147V146H153V145H155L156 144V142H154L155 144H153L152 143V141H151ZM197 136H199V137H202V138H199V137H197ZM211 136V137H210ZM44 137H45V139H44ZM65 137V138H64ZM70 137V138H69ZM81 137H84V138H81ZM90 137H92L93 139H91L87 144H85V146H84V143H85V141L84 140H88V139H90ZM113 138L112 139H116V136H112ZM115 137V138H114ZM210 137V138H209ZM222 137H224V138H222ZM235 139H234V138ZM170 138V139H169ZM178 138V139H177ZM194 138V139H193ZM195 138H196V140H195ZM204 138V139H203ZM212 138H213V140H212ZM219 138V139H218ZM232 140H235L236 141V138H239L238 140L239 141H237V143H239V144H237V143H234L235 141H232ZM60 139H61V141H60ZM66 140V142L65 143H63L62 142V140ZM69 139H72L71 140V142H70V140ZM77 139V140H76ZM83 139V140H82ZM101 139V140H100ZM110 139H111V137H110ZM130 139V138H129ZM179 139H180V142H178L177 144H176V141L178 140L179 141ZM203 139V140H202ZM256 139V140H255ZM2 140H3V142H2ZM34 140H36V141H34ZM43 142H42V141ZM63 140V141H64ZM79 140V141H78ZM98 140L99 141H101V142H98ZM138 140L141 142V140H143V141H146L145 143L144 142H142L143 144H140V145H138V147H137V145L136 144H139L140 142H138ZM175 140V142H173ZM187 140V141H186ZM208 140H210V142L208 141ZM217 140H219L218 142H217ZM221 140H223V141H221ZM232 141L234 144L232 145V143L230 142V141ZM23 141V142H22ZM28 141V142H27ZM39 141V142H38ZM41 141V142H40ZM45 141V142H44ZM68 141V142H67ZM77 141V142H76ZM82 141V142H81ZM94 141H96V143H94ZM103 141V142H102ZM221 141V142H220ZM21 142V143H20ZM27 142V143H26ZM47 142H51V143H47ZM61 143V144H59V143ZM79 142V143H78ZM82 144H81V143ZM84 142V143H83ZM87 142V141H86ZM124 143V144H122V143ZM128 142V141H127ZM132 142V143H131ZM138 142V143H137ZM151 142V144H149V143ZM182 142V143H181ZM212 142V143H211ZM218 145H216L215 143ZM228 142H230V143H228ZM23 143V144H22ZM43 143H45V144H43ZM58 143V144H57ZM71 143H72V145H71ZM78 143V144H77ZM93 143V144H92ZM182 144V146H186L188 149H186V148H182V146H181V144ZM204 143V144H203ZM205 143H208V144H205ZM211 143V144H210ZM219 143H221L222 144V146H221V144H219ZM226 143H228V146H227V144ZM54 144H55V146L56 147H54ZM67 144H69V145H67ZM95 144V145H94ZM97 144V145H96ZM100 144V145H99ZM119 143H117L116 145H118ZM128 144V145H127ZM132 144V145H131ZM134 144L136 145V147L138 148H136L135 146H134ZM144 144H146V145H144ZM176 144V145H175ZM225 144V145H224ZM230 144V145H229ZM237 145V147H236V145ZM253 144V145H252ZM4 145V146H3ZM62 145V146H61ZM94 145V146H93ZM104 145V146H103ZM125 145H127L126 146V149L125 148H123V149H125V151L121 148L122 146H125ZM149 145H152L153 147H151V149H149L150 148V146H149V148H147ZM188 145H190V146H188ZM191 145H193V147L191 146ZM198 145V146H197ZM210 145V146H209ZM217 146V148L215 147V146ZM220 145V146H219ZM234 146V147H232V146ZM239 145H241L240 147H239ZM256 145V146H255ZM25 146V147H24ZM28 146V147H27ZM49 146V147H48ZM59 146H61L62 148H61V150L59 149ZM84 146V147H83ZM131 146H133V147H131ZM147 146V147H146ZM178 146V147H177ZM227 146V147H226ZM39 147V148H38ZM46 147V148H45ZM70 147V148H69ZM71 147H73L75 150H73V148H71ZM86 147V148H85ZM214 147V148H213ZM239 147V148H238ZM81 148H83V150L81 149ZM92 148V149H91ZM97 148H98V151H97ZM105 148V149H104ZM115 148H116V151H115ZM132 148L134 149L133 151H132ZM135 148H136V150H135ZM152 148H155V149H153L152 150ZM183 150H182V149ZM191 148V149H190ZM199 148H201V149H199ZM219 148V149H218ZM223 148H225V149H223ZM226 148H228V149H226ZM33 149H35V150H33ZM42 149V150H41ZM46 149V150H45ZM51 149V150H50ZM85 149V150H84ZM118 149H120L119 151H118ZM129 149V150H128ZM131 149V150H130ZM179 149V150H178ZM186 149V150H185ZM192 149H195V150H192ZM208 149H209V153H211L210 155L206 152V150L208 151ZM212 149V150H211ZM230 149H232V150H230ZM241 149V151H238V150H240ZM250 149V150H249ZM17 150V151H16ZM49 150V151H48ZM59 150H60V152H59ZM128 150V152L126 153V151ZM150 150H152V151H150ZM155 150V151H154ZM189 150V151H188ZM192 150V152H194V153H191L190 151ZM220 150H223V154H222V151H220ZM229 152H228V151ZM235 150V151H234ZM243 150V151H242ZM248 150H249V152H248ZM261 150V151H260ZM54 151V152H53ZM59 152V153H56V152ZM82 151V153H80ZM84 151H86V153L84 152ZM100 151V153H98L99 155H97V152H99ZM102 151V152H101ZM124 153H122V152ZM132 151V152H131ZM136 151H137V153H136ZM160 151V152H159ZM215 151V152H214ZM219 151V152H218ZM227 151V152H226ZM252 151V152H251ZM20 152V153H19ZM42 153V157L40 156V154ZM75 152V153H74ZM77 152H78V154H77ZM84 152V153H83ZM104 152V153H103ZM114 153V154H112V153ZM119 152H120V154H119ZM136 154H135V153ZM140 154H139V153ZM162 152H164V153H162ZM175 152H176V154H175ZM178 152V153H177ZM186 152H190V153H187L186 154ZM213 152V153H212ZM231 152H233L234 154H236V155H234V154H232ZM236 152V153H235ZM237 152H239V153H237ZM257 152V153H256ZM16 153V154H15ZM18 153V154H17ZM52 153V154H51ZM66 153V152H65ZM94 153V154H93ZM134 155H133V154ZM141 153H145L144 155H141ZM167 153H168V155H167ZM173 153V154H172ZM205 153V154H204ZM216 153V154H215ZM218 153H219V155H221V156H218ZM226 153H230V155L232 156H228ZM243 153V155H241ZM248 153V154H247ZM11 156H10V155ZM47 154H49V155H47ZM57 154V155H56ZM72 154V155H73ZM85 154V155H84ZM95 154H96V156H95ZM102 154V155H101ZM130 154V155H129ZM178 154V155H177ZM193 154H196V155H193ZM203 154H204V157L206 158H203ZM211 157V156H213L212 157V159L209 157V159H208V161H207V156L208 155ZM247 154V155H246ZM257 154H258V156L259 157H257ZM59 155V156H58ZM61 155V156H60ZM83 157H82V156ZM104 155V156H103ZM112 155V156H111ZM125 157H124V156ZM129 155V156H128ZM165 155V156H164ZM177 157L178 159L176 160L174 157ZM200 155V156H199ZM215 155V156H214ZM252 156V159L250 158V157H247V156ZM16 156V157H15ZM24 158H23V157ZM46 158H45V157ZM48 156H49V158L51 157V159H48ZM100 156H102L101 158H100ZM136 158H135V157ZM137 156L139 157V159L137 160ZM143 156H145V157H147V158H143ZM156 156V157H155ZM169 156H172L171 158L169 157ZM183 156V158H181ZM189 156H193L192 158L191 157H189ZM224 156H227L228 158H230L231 157V159H228V158H226V157H224ZM255 156V157H254ZM38 157V158H37ZM96 157H97V159H99V163L96 161L97 159H96ZM150 157V158H149ZM196 157H198L199 158V160H197L196 159V161L194 160ZM202 157V159H200ZM236 157V158H235ZM15 158V159H14ZM39 158H43V161H42V159L40 160ZM55 158V159H54ZM66 158V159H65ZM105 158H108V159H105ZM132 159V160H130L131 161V163H130V161H128L129 159ZM143 158V159H142ZM219 158H221V159H219ZM247 158H249V159H247ZM37 159H39V160H37ZM45 159V160H44ZM60 159H61V161H60ZM76 159V158H75ZM74 159V160H75ZM95 159V160H94ZM102 159V160H101ZM141 159H142V161H144V164H146V165H144L143 166V162L141 161ZM146 159H148V161L146 160ZM215 159V160H214ZM217 159V160H216ZM239 159V161H236V160H238ZM246 159H247V161H248V163H249V161H250V163L249 164H251L252 166H253V168L250 170H246V167H247V165H246ZM17 160V159H16ZM57 160V161H56ZM77 160V159H76ZM80 160V159H79ZM79 160H77V161H79ZM80 160V161H81ZM89 160V161H88ZM104 160V161H103ZM124 160V161H123ZM150 160V161H149ZM154 162H153V161ZM164 160V161H163ZM167 160V161H166ZM175 162H174V161ZM180 160V161H179ZM181 160H183V161H181ZM201 160V161H200ZM203 160V161H202ZM205 160V161H204ZM211 160V161H210ZM219 160V161H218ZM230 160H232L233 162H231ZM255 160V161H254ZM39 161H41V162H39ZM60 161V162H59ZM86 161V162H85ZM103 161V162H102ZM109 161V162H108ZM112 163H114V166L115 167H113L112 165H110L111 164V162ZM128 163H127V162ZM133 161V162H132ZM141 161V162H140ZM157 161V162H156ZM166 161V162H165ZM198 161H200V162H202V163H207V164H198L199 162ZM217 161V162H216ZM228 161H230V162H228ZM235 161L237 162V163H235ZM243 161V162H242ZM260 161V162H259ZM33 162V163H34ZM59 162V163H58ZM97 162V165L95 164V163ZM118 162V163H117ZM137 162V163H136ZM174 162V163H173ZM183 162V163H182ZM214 162H216V163H214ZM240 162V163H239ZM241 162L242 163H244V164H241ZM255 162H257V163H255ZM39 163V164H38ZM43 163V164H42ZM54 163V164H53ZM61 163V164H60ZM85 163H90V164H85ZM105 165H104V164ZM108 165H107V164ZM120 163V164H119ZM126 163V164H125ZM140 163V164H139ZM150 163V164H149ZM153 163V165H151ZM162 163V164H161ZM170 163V164H169ZM171 163H173L174 165H172ZM180 163V166L178 165V164ZM222 163V164H221ZM247 163V164H248ZM260 163H262V164H260ZM48 164V165H47ZM50 164V165H49ZM80 164V165H81ZM92 164H94V165H96L95 167H96V169H94V165H92ZM98 164H101V166L100 165H98ZM155 164H156V166H155ZM169 164V165H168ZM188 164V165H187ZM197 164H198V166H200L201 165V168L200 167H198L197 166ZM210 164V165H209ZM213 164H214V166H213ZM216 164V165H215ZM218 164V165H217ZM221 164V165H220ZM239 164V165H238ZM257 164V165H256ZM91 165V166H90ZM108 166V168H106L107 166ZM121 165V166H120ZM140 165V166H139ZM148 165V166H147ZM151 165V166H150ZM178 165V166H177ZM189 165H191V166H189ZM194 165H195V167H194ZM204 165V166H203ZM206 165V166H205ZM232 165H235V168H233L234 166H232ZM241 165V166H240ZM254 165H255V167H254ZM261 165H262V167H261ZM65 166V165H64ZM82 166V165H81ZM93 166V167H92ZM105 168H104V167ZM109 166H111V167H109ZM119 166V167H118ZM124 166V167H123ZM168 166H170V167H168ZM186 166V167H185ZM193 166V167H192ZM209 166V167H208ZM239 166V167H238ZM61 167H63V166H61ZM73 167V166H72ZM75 167V166H74ZM73 167V168H74ZM92 167V168H91ZM103 167V168H102ZM116 167H117V169H119L118 171L120 172V174L122 175H120L121 177H123V176H125V178H124V180L123 179H120V177L115 173L116 171H117V169H116ZM122 169H121V168ZM136 167H137V169H136ZM162 169H161V168ZM166 167H168L167 169H166ZM180 168L181 169V171L183 172V175H185V176H182L181 177V173L182 172H180V171H178V170H180V169H178V168ZM203 167H205V168H203ZM208 167V168H207ZM213 167V169H211ZM214 167H217L216 168V171L217 170H219V171H221V172H219V171H215V168ZM237 167L239 168V170H237ZM72 168V169H73ZM77 168V167H76ZM78 168H79V166H78ZM77 168V169H78ZM89 168H91V170L92 171H90V169ZM98 168V169H97ZM106 170V172H105V170H104V173H103V171L101 170ZM111 168V169H110ZM145 168H147V170H149V172H147V170H144ZM149 168V169H148ZM155 168V169H154ZM157 168H158V170H157ZM160 168V169H159ZM187 168V169H186ZM191 168V169H190ZM195 170H194V169ZM221 168V169H220ZM223 168V169H222ZM227 168H228V170H227ZM242 168V169H241ZM248 168V167H247ZM89 169V170H88ZM109 169V170H108ZM121 169V170H120ZM125 169V170H124ZM132 169H134V170H132ZM166 169V170H165ZM175 169V170H174ZM178 169V170H177ZM199 169H201V170H199ZM205 171H204V170ZM231 169H233V171L231 170ZM74 170H75V168H74ZM80 170V169H79ZM93 170H95V171H93ZM113 171V173H112V171ZM123 170V171H122ZM127 170V171H126ZM132 170V171H131ZM138 170H140V171H138ZM145 172H144V171ZM153 170H156L157 172H155V171H153ZM160 170V171H159ZM162 170V171H161ZM186 170V172H185V174H184V171ZM190 170H192V171H190ZM203 170V171H202ZM207 170V171H206ZM223 170H224V172H223ZM254 170V171H253ZM261 170V171H260ZM78 171V170H77ZM88 171H89V173H88ZM129 171V172H128ZM138 173H137V172ZM152 171H153V173L155 172V174L156 175H154L153 173H152ZM170 171V172H169ZM175 171V172H174ZM188 171V172H187ZM201 171V172H200ZM215 171V172H214ZM252 171L254 172L253 174H252ZM259 171V172H258ZM96 172V173H95ZM101 172V173H100ZM131 172H133L132 174H131ZM141 174H140V173ZM143 172V173H142ZM208 172V173H209ZM214 172V173H213ZM227 172H230V174H228ZM232 172V173H231ZM248 172H250L251 174H252V177H253V180L249 177L250 176V174H248ZM85 173V174H86ZM92 173H93V175L94 176H92ZM110 173V175H114V176H108V174ZM123 173L125 174V175H123ZM130 173V174H129ZM149 173V174H148ZM166 173V174H165ZM167 173H169V174H167ZM172 173H174V174H176L175 176L172 174ZM178 173V174H177ZM188 173V174H187ZM216 173V175L214 176L213 174H215ZM245 173H247V174H245ZM116 174V175H115ZM137 174V175H136ZM139 174V175H138ZM195 174V175H194ZM225 175V177H224V175ZM232 174V175H231ZM237 174H239V176L237 175ZM255 174V176H253ZM101 175V176H100ZM128 177H127V176ZM134 175H136V176H134ZM142 177H141V176ZM167 175H169V177H167ZM234 175V176H233ZM236 175H237V178H236ZM241 175H243V176H241ZM249 175V176H248ZM258 175V176H257ZM150 176V177H149ZM151 176H152V178H151ZM157 176H159V174L157 175ZM180 176V177H179ZM199 176H200V178H199ZM223 176V177H222ZM229 176V177H228ZM263 176V177H262ZM88 177V176H87ZM90 177V178H91ZM94 177V178H93ZM101 177V178H100ZM102 177H108V178H106V179H104L103 180V182L102 181H100V180H102ZM133 177H134V179H135V182H133L134 181V179H133ZM135 177H139L138 179L137 178H135ZM145 177V178H144ZM194 177V178H193ZM196 177V178H195ZM255 177V178H256ZM261 177V178H260ZM89 178V177H88ZM112 178V179H111ZM157 178V180H155ZM165 178V179H166ZM177 178H176V181H177ZM199 178V179H198ZM242 178H244V179H242ZM168 179H166V180H168ZM168 180V181H166L167 183H174V181L173 182H169V181H171V180ZM195 179V180H194ZM197 179V180H196ZM200 179H202V180H200ZM206 179V180H205ZM223 179V180H222ZM261 179V180H260ZM107 182H106V181ZM120 180H122V181H120ZM128 181V182H126V181ZM138 180V181H137ZM140 180H143V181H141L140 182ZM153 180H154V182H155V184H154V182H153ZM199 180V181H198ZM203 180H205V183H204V181ZM222 180V181H221ZM226 180V181H225ZM229 182H228V181ZM231 180V181H230ZM239 180H242L243 182H241V181H239ZM248 180V181H247ZM100 181V183H98ZM109 181V182H108ZM112 183H111V182ZM126 182V183H124V182ZM179 181V183L181 184L182 182H180ZM192 181V182H191ZM237 183H236V182ZM239 181V182H238ZM261 181L263 182L262 184H261ZM120 182H122V183H120ZM146 182V183H145ZM151 182H153V184L151 183ZM160 183V184H157V183ZM189 182H187V183H189ZM196 182V183H195ZM248 182V183H247ZM148 183V184H147ZM178 182H177V185L179 184ZM185 183V182H184ZM224 183V184H225ZM118 184V185H119ZM126 184V185H127ZM139 184V185H138ZM144 184V185H143ZM146 184H147V187H146ZM175 184H176V182H175ZM195 184H197V185H195ZM5 185V184H4ZM8 185V184H7ZM112 185H114V184H112ZM152 185V186H151ZM182 185V184H181ZM181 185H179V186H181ZM184 185V184H183ZM186 185V184H185ZM187 185H189V184H187ZM128 186V185H127ZM137 186H135V187H137ZM142 188V187H141ZM5 191H2V192H0V193H2L3 195H2V198L4 199L7 195H8V197H7V199L9 198V197H12L13 198V196H9V193H7V191H6V193H7V195H6V193H4ZM119 192L121 193V194H123V196L124 195H126V194H129V192H128V190H122V188H121V190L119 189ZM120 194V195H121ZM6 195V196H5ZM178 195H179V193H178ZM180 195H182V193L180 194ZM125 197V196H124ZM127 197V196H126ZM22 198V197H21ZM1 199V198H0ZM3 199H1L3 202H4V200ZM11 199V198H10ZM9 199V200H10ZM13 199H15V196H14V198ZM20 198H16V200H19ZM9 200H7V201H9ZM15 200V201H16ZM42 202L43 201V203H45V204H43V203H40V201ZM39 200H36V201H38L39 202V204H37V206H32V208H27V210L30 212H26V213H28V214H25V215H34L35 216V214H40L39 213V211H36V213L35 212H32L31 210L34 208V210H35V207L36 208H40V207H42V208H50V206H51V208H52V205H51V203L50 202H45V200H42V199H39ZM6 201V200H5ZM11 201V200H10ZM12 201H14V200H12ZM166 200H163V201H161L160 203L161 204H159V205H156V206H154L155 208H164V206H165V208H166V205L167 206H169L170 207V205H169V203L166 201ZM170 202V201H169ZM47 203V204H46ZM42 204V205H41ZM46 205V207H44ZM48 205V206H47ZM50 205V206H49ZM159 206V207H158ZM163 206V207H162ZM54 207V206H53ZM11 208V207H10ZM14 208L15 207H13V209L11 208V210L13 211L14 210ZM48 208V209H49ZM17 209V210H16ZM19 209L20 208H15V210L16 211H19ZM26 209V208H25ZM167 209H171V210H175L174 208H172V207H170V208H168L167 207ZM177 209V208H176ZM184 208H178L177 210L179 211H181V210H183ZM7 210V209H6ZM6 210H4L5 211V213H7V212H9V213H12V211H9V209L6 211ZM27 210H24V212L25 211H27ZM41 210V209H40ZM43 210V209H42ZM45 210H47V209H45ZM185 210L187 211H189V209H186L185 208ZM185 210H183V211H185ZM3 211V212H4ZM44 211V210H43ZM191 211V210H190ZM198 211V210H197ZM14 212V211H13ZM23 212V211H22ZM20 213L21 215L23 214V213ZM35 213V214H34ZM43 212H41V214H42ZM8 214V213H7ZM6 214V215H7ZM40 214V215H41ZM5 214L4 215H2L3 216V218L5 217H7ZM10 215H12V214H10ZM9 215V216H10ZM25 215H23V216H25ZM1 218V217H0ZM27 218H29V216L27 217L26 216V219ZM30 219V218H29ZM25 222H27V221H25ZM29 228H31V227H29ZM7 229V228H6ZM10 231H12V230H15V229H12V228H8ZM26 229V228H25ZM33 229V228H32ZM37 229V228H36ZM35 229V230H36ZM41 229V228H40ZM39 229V230H40ZM42 229H46V228H44V227H42ZM21 231L20 229H18V227L16 228V232H19V231ZM24 230V228L22 229V231ZM27 230H28V228H27ZM34 230V231H35ZM38 230V229H37ZM30 231V230H29ZM28 231V232H29ZM30 233H33L32 232V230H31V232ZM140 233H142V232H138L137 234H139V236L141 237H137L138 238V240H137V242L136 241H134L135 242V244H136V252L134 251V252H132L131 254L130 253H128V254H125L124 256L123 255H121L122 256V258L124 257V259H129V260H125L124 261V259H121V257L117 254V252L116 251H114V252H107L106 250H108V249H110V248H117V244L118 243H115V241H117L116 239H111L108 243L107 242H105V243H103V242H98L97 241V243H100V244H98L97 245V243L94 245V243H93V246H90V245H92V244H90V245H88V246H90L89 248H90V250H87V251H85L84 253H85V256H84V253H82V254H76V253H73L72 255H74V256H71V257H69L68 258V260L69 261H67V263L69 262V263H71L73 260H74V258H76L77 259V257L79 258L78 260H74L72 263H75V264H78V263H80V260H81V262H82V260H83V262H82V264H110V263H112L113 261H109V260H111L112 258H115L116 260H114V263H116V262H118L119 263V261L118 260H121V262H120V264H130V263H132V264H143V263H145L144 261H146L147 263H145V264H149V262H150V259H156V261H157V259L159 260V258H161L160 260H159V262H164V263H161V264H166V263H168V264H190V262H191V264H203V260H205V261H207V262H204V263H206V264H231V263H233V264H264V263H262L263 261L262 260H264V254H262V253H264V246H257L256 248H255V250L257 251V249H259L258 250V253L256 252L255 253V255L254 254H252V253H250L251 252V249H253L250 245H242L243 247L244 246H247L246 248L244 247H242V246H235V245H228V247H226V251H228L227 253H222L221 254V252H220V250L218 249V247L219 246H216V248H215V245L214 246H211V245H198V246H193V244L194 243H191V241L189 242L190 244H187L188 242L187 241H189V240H178V239H176L175 241L173 240L174 238L172 237V239H171V237H168L167 239H166V237H163V238H154V239H152V237H147V235H142V234H140ZM142 236H144V237H142ZM147 238H146V237ZM4 237V236H3ZM5 237H7V236H5ZM162 237V236H161ZM88 238V237H87ZM148 238H151V239H148ZM170 239L172 240V243H171V241H170ZM141 240V241H140ZM149 241V240H151L150 241V243L149 242H147V241ZM157 240H160V242H158ZM165 241V244H163V242ZM167 240H169V241H167ZM159 243H157V242ZM173 241H174V243L176 244L177 243V247H174V251H176V249L175 248H178V247H180V243L181 242H183V243H181V246L182 247H180L181 249L182 248H184V250L182 249V251H181V249L180 248H178V250L180 251H178L177 250V254H176V252H174L173 250H172V248L173 247H171V246H175V245H173L174 243H173ZM180 243H179V242ZM186 241V243H185V245H184V242ZM139 242H141V243H139ZM155 242V243H154ZM161 242H162V244H161ZM103 243V244H102ZM167 243V244H166ZM169 243V244H168ZM170 243H171V245H170ZM156 244H158V246L156 245ZM187 244V245H186ZM99 246V247H97V246ZM100 245H101V249H100ZM105 245V246H104ZM152 245V246H151ZM156 245V246H155ZM161 245V247H160V249H162V250H160V249H158L159 248V246ZM162 245H163V247H162ZM167 245V246H166ZM95 246V247H94ZM152 248H151V247ZM188 246V247H187ZM210 246V247H209ZM150 247V248H149ZM154 247H156L155 249H154ZM168 247V248H167ZM169 247H170V249H169ZM201 247H202V249H204V247H205V249L202 251V249H201ZM215 249H214V248ZM240 247H242L243 248V250H242V248H240ZM104 248V249H103ZM138 248H141L140 250L138 249ZM198 248V249H197ZM209 249V250H207V249ZM212 248V249H211ZM220 248V247H219ZM233 248V249H232ZM239 248V249H238ZM260 248H262V249H260ZM92 249V250H91ZM188 249H190V250H188ZM191 249H193V250H191ZM195 249V250H194ZM199 249H201V251L199 250ZM235 249H236V251H235ZM246 249V250H245ZM86 250V249H85ZM103 250V254L101 253V251ZM164 250V251H163ZM167 250H170V251H167ZM172 250V251H171ZM188 250V251H187ZM232 250V251H231ZM238 250H242L241 252L242 253H245V254H243V255H241L242 257H239L240 255H236L237 253H240V252H237ZM245 250V251H244ZM254 250V249H253ZM88 251L90 252V253H92V255L89 253V255H88ZM156 251H158V252H156ZM160 251H162V252H160ZM184 251V252H183ZM193 251L195 252V254L193 253ZM197 251H199V252H197ZM207 251H210L209 253H208V255H206L205 254V252ZM219 251V252H218ZM248 251V253H246ZM138 252V253H137ZM185 252H188L189 254L188 255H185V254H187V253H185ZM217 254H216V253ZM236 252V253H235ZM39 253V252H38ZM36 254V255H39L38 257L36 256V255H31V259H29L30 258V256L29 257H27L26 255L24 256V257H27V259L28 260H30V261H32V260H34V261H32L34 264H36L35 262H37L38 264H50V263H46V262H40V259L43 257V254L42 253H39V254ZM135 253H136V255H135ZM142 253H144V255L142 254ZM147 253H149V254H147ZM166 253V254H165ZM183 253V254H182ZM185 253V254H184ZM214 253V254H213ZM235 253V254H234ZM261 253V255L259 256V254ZM42 254V255H41ZM110 254V255H109ZM134 254V255H133ZM167 254H170V255H167ZM196 256V258L194 257V255ZM225 256H224V255ZM228 254H229V256L231 257V259L228 257ZM231 254H234V255H232L231 256ZM250 254H252L251 256H249ZM75 255H77V257H75ZM81 257V255H82V257H81V259H80V257ZM94 255V256H93ZM107 255V256H106ZM112 255V256H111ZM141 255H143L144 256V258H146V256H147V260L146 259H144ZM149 255V256H148ZM152 255H154V256H152ZM158 255V256H157ZM162 255V256H161ZM164 255H166V257L164 256ZM200 255V256H199ZM205 255V257H203ZM216 255H218V256H216ZM222 255V257H226L225 258V260H223V262H219L218 261V258H219V260H221V259H223L222 257H220ZM263 255V256H262ZM88 256V257H87ZM102 256H104V257H102ZM120 257V259H119V257ZM131 256H133V257H131ZM137 256H139V257H141V259L143 258V260H141L140 261V259H138L137 258ZM161 256V257H160ZM177 257V259H178V261L177 260H173V257ZM178 256L180 257V258H178ZM246 256V257H245ZM253 256V257H252ZM254 256H255V258H254ZM257 256H258V258H257ZM40 257V258H39ZM44 257H45V255H44ZM74 257V258H73ZM84 257H85V260H84ZM155 257V258H154ZM156 257H159V258H156ZM163 257V258H162ZM166 259H165V258ZM188 257V258H187ZM194 257L195 259H193L195 262H193V260H192V258ZM201 258L200 260H201V263H200V260L198 259V258ZM233 257H238V258H240V260L241 261H239V262H237L239 259H236V258H233ZM251 257V259L253 258V260H252V262H251V259H248V258H250ZM38 258V259H37ZM73 260H72V259ZM150 258V259H149ZM209 258V259H208ZM212 258H214V259H212ZM259 258L261 259V262H260V260H259ZM91 259V260H90ZM105 259H109V260H105ZM130 259H132V260H130ZM183 259V260H182ZM211 259V260H210ZM217 259V260H216ZM245 259H247L246 261L247 262H245L244 260ZM36 260V261H35ZM41 260H43V258L41 259ZM86 260H87V262H86ZM105 260V261H104ZM180 260V261H179ZM188 260V261H187ZM191 260V261H190ZM198 262H197V261ZM235 260V261H234ZM255 260H256V262H255ZM84 261L86 262V263H84ZM88 261H90V263L88 262ZM109 261V262H108ZM116 261V262H115ZM128 261V262H127ZM139 261V262H138ZM173 261V262H172ZM175 261V262H174ZM186 261V262H185ZM203 261V262H202ZM222 261V260H221ZM224 261H226L225 263H224ZM230 261H231V263H230ZM233 261V262H232ZM250 261V263H248ZM258 261H259V263H258ZM24 262H26V260H24V261H22V263H24ZM102 262V263H101ZM130 262V263H129ZM135 262V263H134ZM143 262V263H142ZM158 262V261H157ZM178 262V263H177ZM182 262V263H181ZM185 262V263H184ZM214 262H216V263H214ZM229 262V263H228ZM235 262V263H234ZM241 262H243V263H241ZM71 263V264H72ZM152 263V262H151ZM58 264V263H57ZM113 264V263H112ZM153 264V263H152ZM160 264V263H159Z\"/></svg>",
	"mask_w": 264,
	"mask_h": 264
},
{
	"label": "bare ground",
	"instance_id": "2",
	"mask_svg": "<svg viewBox=\"0 0 264 264\" xmlns=\"http://www.w3.org/2000/svg\"><path fill=\"white\" fill-rule=\"evenodd\" d=\"M2 0H0V2H1ZM39 1V0H38ZM83 1V0H82ZM85 1V0H84ZM95 1V0H94ZM100 1V0H99ZM101 1H103V0H101ZM116 1V0H115ZM124 2H125V0H123ZM140 0H127L126 1V3H124L125 5L124 6H122L121 8H119L120 7V3H117V5L118 4H120L119 6H117L115 3H113V4H115L116 5V7H115V5H113L112 3H110V6L109 5H107L108 6V8L109 7H112L111 6V4L114 6V10H113V7H112V10L113 11H116L115 13H113V11L111 10V12H112V15H107V14H110V10H107V11H109V12H106V11H104L103 12V10L101 9V6L99 7L100 9H101V11H102V13H103V16H101V17H103V19H104V13L106 14L105 15V19L104 20H106V23L105 22H103L104 20H102V18H100L99 17V20H101L102 21V25L103 26H98L97 27V25L95 26V27H97L99 30H103V31H98V29H96V28H94V29H92L93 28V26H91L90 27V25H88L89 26V28L92 30L91 31V37H93V38H95L96 37V35H97V37H96V39L95 40H93V41H88L87 40V38H86V36L85 37H83V38H81V39H79V40H76V42L75 43H73V44H71V42H73V39L75 38L74 36H72L73 34H71V33H73V32H71L70 31V25H68V28L67 29H63L64 30V34H66V33H68V31L66 32L65 30H68L69 29V32H71V33H69V34H71V36H72V40H68V39H66V40H63L62 38H57V37H49V39L53 42V44L54 43H56V44H58V45H61V46H64V49H67V50H71V51H76V54L74 53L73 55H75V57H74V60L73 61H71V62H69L70 64H69V67L71 68V69H75V71H76V69H83V71H84V69L87 67L86 66V62H85V60L87 59V57H91V61H92V63L94 64V63H96L97 61H99L100 60V57H101V61H103V55L102 54H100V53H98L97 51H96V47L98 48V46H96V41H98V40H101V41H103V39H106L109 43V45L111 44V45H113L112 43L113 42H116V39H120L121 37H119V36H121V35H119V32L120 31H118L119 30V27H118V24H119V26H120V23L123 21V20H127V17L128 16H126L127 14L128 15H130V13L129 12H134V11H131L133 8L136 10V11H138V12H140V10H139V7H137L138 8V10L134 7V5L136 4V3H138ZM145 1V0H144ZM151 1V0H150ZM149 0H148V3H144L145 4V7H146V5L147 4H149V2H150ZM154 1H156V0H154ZM166 1V0H165ZM184 1V0H183ZM182 0L180 1V2H183ZM187 1H190V0H186V2ZM200 1H201V3H200ZM191 0V2H190V7H188V10H187V6H185V5H183V6H185L186 7V9H185V11H184V13L186 14H182L183 16L182 17H185V18H180L181 20H183L181 23H179L178 24V27L177 26H175V28H173L172 29V31H170V33L172 34H174V32L176 33V31H178L179 30V32H177V33H180L181 31L183 32H181L180 33V35L181 36H183L184 34H186V32H188L189 31V29H196L197 28V24H196V22H195V24H196V26H195V24H194V28L193 27H191V26H193V21L191 22V23H189V25H188V19H189V17H190V15H191V17H192V15H193V12L195 11L196 13H197V9H199V10H203V9H205V6H207V5H203V9H201V5H199L198 4V2L200 3V4H202V3H205V4H207V2H204V1H202V0ZM206 1H208V4H209V0H206ZM213 2L215 1V0H212ZM217 1V0H216ZM215 1V2H216ZM223 1V0H222ZM232 1V0H231ZM235 2L237 1V0H234ZM254 1V0H253ZM87 2H88V0H87ZM105 2V1H104ZM121 2V1H120ZM158 2L159 3H157V1H156V3L158 4L156 7H162V6H159V4L160 5H162L161 4V2L163 3L164 1L163 0H158ZM185 2V1H184ZM183 2V3H184ZM258 2V1H257ZM23 1L22 0H4V3H2V4H0V5H2L1 7H0V14H1V12L3 11V12H5V11H12V10H16V9H19L20 7H23ZM27 3V2H26ZM85 3V2H84ZM102 3V2H101ZM140 3V5H141V3H142V0L139 2ZM151 3L152 4H149V5H147V7L149 8V9H147V7H146V9L145 10H148L147 12H149V10H150V12L149 13H152V12H154V11H158V9L156 8V7H152V6H150V5H153V2L151 1ZM233 3V2H232ZM246 3V2H245ZM83 4V3H82ZM98 4V3H97ZM104 4V3H103ZM185 4V3H184ZM187 4V3H186ZM219 4V3H218ZM236 4H240L239 2H236ZM242 4V3H241ZM255 4V3H254ZM264 5V4H261L260 2H258V5ZM5 5V6H4ZM80 5V3L77 5V6H79ZM96 5V4H95ZM178 5H180V4H178ZM182 5V4H181ZM197 5H199V6H197ZM226 5H227V3H226ZM230 5H231V3H230ZM83 6V5H82ZM85 6H86V4H85ZM94 6V5H93ZM92 6V7H93ZM99 6V5H98ZM105 6V5H104ZM142 6V5H141ZM144 6V5H143ZM177 6V5H176ZM242 6V5H241ZM252 6V5H251ZM257 6V5H256ZM90 7H91V5H90ZM91 7V8H92ZM103 7V6H102ZM175 7V6H174ZM198 7V8H197ZM232 7H238V6H233V4H232ZM247 7H250V6H248L247 5ZM246 7V8H247ZM260 7V6H259ZM262 7H264V6H262ZM262 7H260V9L262 8ZM60 8V7H59ZM84 8V7H83ZM87 8V7H86ZM95 8H96V6H95ZM94 8V9H95ZM98 8V9H99ZM105 9L107 8V7H104ZM117 10H116V9ZM118 8H119V10H118ZM221 8H223V9H226V8H229V7H227V6H222ZM221 8H219L220 10H221ZM6 9H8V10H6ZM21 9H23V8H21ZM93 9V8H92ZM98 9H96V10H98ZM110 9V8H109ZM153 9H155V10H152ZM181 9L182 10H184L182 7H181ZM206 9H208V11L206 10ZM206 9L205 10H203V14H204V12H207L206 14H204V16H203V18L205 17L206 18V20L207 19H210L211 18V16L213 15L212 13H213V11H214V13H216L215 11L217 10H219V9H217V4L216 3H211V1H210V6H207L206 7ZM216 9V10H215ZM248 9V8H247ZM252 9V8H251ZM42 10V9H41ZM87 10V9H86ZM145 10H144V12H145ZM187 10V11H186ZM230 10V9H229ZM236 10H239L238 8L236 9ZM253 10V9H252ZM263 10H264V8H263ZM263 10H261L260 12H262L263 13ZM19 11H21V10H19ZM39 11V10H38ZM83 11V10H82ZM94 11V10H93ZM152 11V12H151ZM174 11V10H173ZM179 11V10H178ZM181 11V10H180ZM240 11V10H239ZM238 11V12H239ZM253 11H255V10H253ZM17 12V11H16ZM75 12V11H74ZM146 12V15L148 14ZM187 12V13H186ZM232 12V11H231ZM237 12V13H238ZM240 12H242V11H240ZM12 13H14L13 11H12ZM22 13V12H21ZM62 13V12H61ZM83 13V12H82ZM85 13V12H84ZM93 13V12H92ZM102 13L100 14V15H102ZM131 13V14H132ZM154 13H156V12H154ZM180 13V12H179ZM234 13H235V11H234ZM244 13V15L242 16V13H241V16L238 14V16H240L238 19H236L237 18V15H234L235 17H233V19L231 18V20H233V23H234V21H235V23L234 24H232L233 25V27H234V25H236V23H237V25H236V27L233 29V30H235V29H238L241 25H244L246 22H247V20L249 19L250 20V18H248V16H250V15H248V14H245V11L243 12ZM250 13H252V12H249V14ZM86 14H89V13H86ZM138 13H136L135 15H136V18H137V16L139 17V19L138 20H136L137 21V23L139 22H141V17L142 16H139V15H137ZM198 14V13H197ZM212 14V15H211ZM222 14V13H221ZM220 14V15H221ZM229 14V13H228ZM253 14V13H252ZM251 14V15H252ZM1 15H4V14H1ZM8 15V14H7ZM85 14H83V16H84ZM132 15H134V14H132ZM131 15V16H132ZM134 15V16H135ZM145 15V16H146ZM185 15V16H184ZM205 15H207V17L205 16ZM262 16H264V14H261ZM11 16H13L12 14H11ZM18 16V15H17ZM22 16V15H21ZM60 16H61V14H60ZM92 16V15H91ZM97 16H99V15H97ZM133 16V17H134ZM148 16H149V14H148ZM178 16V15H177ZM180 16V15H179ZM178 16V17H179ZM196 15H194V17H195ZM217 16H218V14H217ZM233 16V15H232ZM253 16V15H252ZM255 16V15H254ZM36 17V16H35ZM94 17V16H93ZM200 17H202V15H200L199 14V17L198 18H200ZM210 17V18H209ZM225 17V16H224ZM8 18V17H7ZM6 18V19H7ZM79 18V17H78ZM88 18V17H87ZM86 18V19H87ZM92 18V17H91ZM98 18V17H97ZM136 18H134V20L136 19ZM143 18V17H142ZM145 18V17H144ZM143 18V19H144ZM147 18V17H146ZM153 18V17H152ZM205 18H204V21H206L205 20ZM215 18H217V17H215ZM235 18V19H234ZM31 19H33V18H31ZM75 19V18H74ZM77 19V18H76ZM90 19V18H89ZM93 19V18H92ZM96 19V18H95ZM129 19V18H128ZM148 19H150V18H148ZM193 19V18H192ZM195 19V18H194ZM201 19V18H200ZM4 20V19H3ZM27 20V19H26ZM62 20V19H61ZM133 20V18H132V21H134ZM146 20V19H145ZM144 20V21H145ZM163 20V19H162ZM171 20V19H170ZM177 20H179V19H177ZM227 20V19H226ZM237 20V21H236ZM248 20V21H249ZM251 20H253V17H252V19ZM263 20V19H262ZM29 21V20H28ZM72 21V20H71ZM70 21V22H71ZM74 21V20H73ZM80 21V20H79ZM84 21V20H83ZM90 21H91V19H90ZM95 21V20H94ZM94 21H93V24H94ZM97 21V20H96ZM100 21V22H101ZM135 21V22H136ZM152 21V20H151ZM188 21V22H187ZM212 21H213V19H212ZM219 20H217V22H218ZM259 21H261V18H260V20ZM27 22V21H26ZM36 23L38 22V21H35ZM58 22H60V19L57 21V23ZM62 22V21H61ZM65 22V21H64ZM69 22V23H70ZM84 22H86V20L84 21ZM83 22V23H84ZM129 22H131V20L129 21ZM128 21H126V23L123 21V23H125L126 25H131V27L133 26V24L135 25V24H137V23H129ZM164 22V24H165V21H163ZM173 22H174V20H173ZM172 22V24H176V23H178L177 21H176V19H175V22L176 23H173ZM198 22V21H197ZM214 22V21H213ZM215 22H216V20H215ZM216 22V23H217ZM220 22V21H219ZM229 22H231V21H229ZM56 23V24H57ZM104 23V24H103ZM167 23V22H166ZM169 23V22H168ZM167 23V24H168ZM222 23V22H221ZM250 24V23H253V22H247L246 24ZM256 23H258V20L256 21ZM7 24V23H6ZM9 24V23H8ZM33 24V23H32ZM31 24V25H32ZM62 24V23H61ZM61 24H60V26H61ZM90 24V23H89ZM92 24V25H93ZM101 23H99L98 25H100ZM125 24H123L124 26H126ZM141 24H143L142 22H141ZM152 24V23H151ZM190 24H192V25H190ZM246 24H245V26H242V27H246V28H248V26H246ZM253 24H255V23H253ZM262 24H263V22H262ZM35 25V24H34ZM33 25V26H34ZM36 25H38V23L36 24ZM64 25H66L65 23H64ZM74 25V24H73ZM123 25H121L122 27L120 28V29H122L121 30V34H122V32L124 33V31H127V29H129L128 30V32H130L131 30L133 31V30H136V29H134V27L135 26H133V28L131 29V27L130 26H128V27H130V28H126V29H124L123 28ZM162 24H160V26H161ZM166 25V24H165ZM165 25H162V26H165ZM216 25V24H215ZM232 25H231V27H232ZM238 25H240L239 27H237ZM251 25V24H250ZM30 26V25H29ZM38 26H40V25H38ZM67 26V25H66ZM66 26H64V28L66 27ZM76 26H77V24H76ZM80 26H81V24H80ZM137 26V25H136ZM145 26V25H144ZM152 26V25H151ZM155 26V25H154ZM173 26V25H172ZM199 26V28H200V24L198 25ZM228 26V25H227ZM263 26V25H262ZM261 25H260V27L258 26V28H261L262 27ZM27 27V29H28V26H26ZM31 27V26H30ZM29 27V28H30ZM36 27V26H35ZM57 27V26H56ZM78 27V26H77ZM76 27V28H77ZM82 27H86V30H89L88 28H87V25L85 26H81V28ZM101 27V28H100ZM155 27H157V26H155ZM174 27V26H173ZM177 27V28H176ZM203 27V26H202ZM217 27V26H216ZM228 27H230V26H228ZM230 27V28H231ZM253 26H251V28H252ZM7 28V27H6ZM33 28V27H32ZM38 28H40V27H37V28H35V29H38ZM41 28H42V26H41ZM46 28V27H45ZM80 28V27H79ZM154 28V27H153ZM161 28V27H160ZM164 28H166V27H164ZM163 28V29H164ZM167 28H168V26H167ZM166 28V29H167ZM170 29H171V27H169ZM210 28H212V27H210ZM217 28H219V27H217ZM221 28V27H220ZM219 28V29H220ZM44 29V28H43ZM62 29H60V28H57V31H59V30H61V32L63 31ZM118 29V30H117ZM141 29H143L142 27H141ZM141 29H139V31L141 30ZM146 29V28H145ZM157 29H159V28H157ZM162 29V30H163ZM165 29V30H166ZM176 30V31H174L173 32V30ZM190 30L189 31V33L190 32H192L191 34H193L194 32H195V30ZM213 29V28H212ZM30 30V29H29ZM72 30V29H71ZM73 30H75V29H73ZM80 30V29H79ZM83 30V29H82ZM82 30L81 31H79V32H82ZM86 30H84L83 32H85ZM97 30V31H96ZM165 30H163V31H165ZM200 30V29H199ZM225 30V29H224ZM253 30H255V28L253 29ZM258 30V29H257ZM26 31V30H25ZM33 31H36V30H33ZM76 31H78V30H76ZM90 31V30H89ZM88 31V32H89ZM141 31H143V30H141ZM150 31H152V30H150ZM160 31V33H161V29H159L158 30V32ZM194 31V32H193ZM214 31V30H213ZM240 29H238V31H237V33H233V32H231V36H230V34H228V36H230L229 38H232V36L234 37V35L236 36L237 34H239L240 32ZM32 32V29H31V31H30V33ZM37 32V31H36ZM66 32V33H65ZM82 32V33H83ZM127 32V33H128ZM166 32V31H165ZM168 32V31H167ZM166 32V33H167ZM203 32V31H202ZM220 32V31H219ZM226 32H228V31H226ZM225 32V33H226ZM239 32V33H238ZM242 32V31H241ZM245 32V31H244ZM243 32V33H244ZM263 32V31H262ZM76 33V32H75ZM86 33H87V31H86ZM86 33H84V34H86ZM92 33H94L95 34V36L92 34ZM117 33V34H116ZM126 33V34H127ZM196 33V32H195ZM229 33H230V31H229ZM247 33V32H246ZM249 33L252 35L253 33L251 32V30H249ZM4 34V33H3ZM87 34H89V33H87ZM125 34V33H124ZM129 34H131V33H128V35H127V37L129 36ZM133 34V33H132ZM131 34V35H132ZM141 34V33H140ZM139 34V35H140ZM144 34V32L141 34V35H143ZM149 34V33H148ZM156 34V33H155ZM163 34H165V33H163ZM188 34V33H187ZM222 34V35H221ZM220 35H221V37L223 36V34H224V32L223 33H221ZM263 34V33H262ZM34 35V34H33ZM42 35V34H41ZM61 35H63V32L61 33ZM115 35H117V36H115ZM123 35V34H122ZM131 35H130V37H131ZM147 35V34H146ZM157 35H159V34H157ZM189 35V34H188ZM225 35H227V34H224V36ZM240 35V34H239ZM238 35V36H239ZM260 35V34H259ZM264 35V34H263ZM67 35H65L64 37L65 38H67L66 37ZM78 36V35H77ZM149 36V35H148ZM162 36V35H161ZM161 36L159 37V39L161 38ZM163 36H165V35H163ZM169 36V35H168ZM173 36V35H172ZM172 36L170 37V38H172ZM185 36V35H184ZM187 36V35H186ZM208 36V35H207ZM217 36V35H216ZM223 36V38L222 39H224L225 37ZM228 36H227V38H228ZM244 36V35H243ZM253 36V35H252ZM255 36H257L258 37V34L256 35L255 34ZM25 37V36H24ZM70 37V36H69ZM88 37H89V35H88ZM117 37H119V38H117ZM124 37V36H123ZM122 37V38H123ZM126 37V36H125ZM124 37V38H125ZM150 37V36H149ZM148 37V38H149ZM153 37H155V35L153 36L152 35V37L151 38H149L150 40H152L153 41ZM178 37H180L179 35H178ZM206 37V36H205ZM214 37V36H213ZM218 37V36H217ZM216 37V38H217ZM221 37H220V40H221ZM257 37H256V39H257ZM41 38V37H40ZM57 38V39H56ZM92 38V39H93ZM122 38L120 39V41H122ZM123 38V39H124ZM144 38H145V36H144ZM147 38V37H146ZM153 38V39H152ZM166 38V37H165ZM175 38V37H174ZM181 38V37H180ZM185 37H183L181 40H177L178 38L176 37L174 40H173V44H171L170 45V42L172 43V40L169 42V45L167 44L166 45V47H165V45H163V47L165 48V51H164V49H161L162 51L161 52H163L164 54L166 53V54H168L166 51L167 50H169L170 49V47L173 45L174 47V51H175V46H177L176 45V41H182L183 39H184ZM208 38V37H207ZM235 38V37H234ZM247 37H245V39H246ZM70 39V38H69ZM89 39V38H88ZM128 41H130V43H132L133 42V40H135L134 39V36L132 37V38H130V40H129V37L128 38H126ZM133 39V40H132ZM137 39H138V34H137ZM155 39H156V37H155ZM158 39V38H157ZM162 39V38H161ZM160 39V40H161ZM167 39H168V37H167ZM254 39V38H253ZM252 39V40H253ZM261 39V38H260ZM259 39V40H260ZM45 40V39H44ZM131 40H132V42H131ZM140 40H141V38H140ZM144 39L142 38V40L141 41H143ZM219 40V41H220ZM227 40V39H226ZM225 40V41H226ZM231 40V39H230ZM232 40H233V38H232ZM231 40V43L234 41H232ZM243 40V39H242ZM242 40H239V41H241V42H243ZM247 40V39H246ZM246 40H244L245 42H246ZM28 41V40H27ZM27 41H26V43H27ZM123 41H125V40H123ZM137 41V40H136ZM136 41H135V43H132L131 45H130V49L132 50V48H133V51H134V49L137 51V49H136V46H137V44H143L144 45V43H139V41H137L138 43H136ZM146 41V40H145ZM148 41V40H147ZM169 41V40H168ZM168 41H166V42H168ZM213 41H214V39H213ZM235 41H238V39H237V36H236V40ZM238 41V42H239ZM248 41V40H247ZM155 42V41H154ZM153 42V43H154ZM160 43V41H158L157 40V43H156V45L157 44H159ZM165 42V41H164ZM164 42H161L160 44H159V46H162L161 44H164ZM175 42V43H174ZM190 42V41H189ZM188 42V43H189ZM217 42V41H216ZM216 42H214V44H216ZM223 42V41H222ZM15 43V42H14ZM31 43V42H30ZM102 43V45H103V42H101ZM105 43V45H106V42H104ZM117 43V42H116ZM126 43H129V42H127L126 41ZM183 43V42H182ZM182 43H179V44H182ZM187 43V44H188ZM213 43V42H212ZM219 43H221V42H219ZM240 43V42H239ZM238 43V44H239ZM244 43V42H243ZM16 44V43H15ZM32 44V43H31ZM115 44V43H114ZM124 45H125V43H123ZM133 44H136L135 45V48H134V45ZM149 44V43H148ZM147 44V42H146V45H148ZM186 44V41H185V43H184V45ZM201 44V43H200ZM217 44H218V42H217ZM222 44V43H221ZM28 45V44H27ZM108 45V46H109ZM109 46V47H111V49H113V47H114V49L116 48L115 46L117 45V44H115V45H113V47L112 46ZM120 45H122V43L120 44ZM121 46L122 48L124 47L125 48V46L126 45H129V44H126L125 46ZM140 45V46H141ZM145 45V46H146ZM197 45V44H196ZM196 45H195V47H193V49L195 50V48H197L196 47ZM206 45V44H205ZM229 45V44H228ZM15 46V45H14ZM104 46V45H103ZM101 47L100 45H99V47H100V49L98 48L97 50L99 51V50H102V51H100V52H104L105 50H104V47ZM149 46V45H148ZM152 45L150 44V47H151ZM154 46V45H153ZM152 46V47H153ZM159 46L158 47H156L157 48V50H158V48H159ZM198 46V45H197ZM219 44L217 45V48H218V50L221 52V50H222V48H220L219 49ZM236 47H241V44L238 46V45H235ZM11 47V46H10ZM106 47H107V45H106ZM120 47V48H121ZM144 47V46H143ZM162 47V48H163ZM183 47H185V49H186V45L185 46H183ZM191 47V48H192ZM216 47V46H215ZM236 47H234V48H236ZM8 48V47H7ZM102 48V49H101ZM117 48H119V45H118V47ZM121 48V49H122ZM127 48H129V46L127 47ZM127 48H125L126 49V51L125 52H127ZM149 48V47H148ZM156 48H155V50H156ZM173 48H171L172 49V52H173ZM177 48V47H176ZM224 48V47H223ZM3 49V48H2ZM47 49V48H46ZM63 49V50H64ZM107 49V48H106ZM138 49H139V47H138ZM170 49V50H171ZM179 49V48H178ZM178 49H176V50H178ZM183 50V51H188L187 49H188V47H187V49L186 50ZM191 50L190 49V51H192V53H187V54H184L185 52H183V53H181L182 54V56L183 55H187L185 58H187L188 59V57L190 56L191 57V55H189V54H193V52L195 53V51L194 50ZM199 49V48H198ZM5 50V49H4ZM151 50V49H150ZM160 50V49H159ZM181 49H179V51H180ZM216 50V49H215ZM236 50H238L237 48H236ZM110 52H112L113 50H109ZM122 51H124L123 49H122ZM175 52L176 54H177V56H178V54H180V52ZM218 51V52H219ZM223 51V50H222ZM233 51H235L234 49H233ZM1 52H4V51H1ZM0 52V65L2 66V68H4L5 66L7 67L10 63H12L13 62V59H14V57H16L14 54V49H13V53H11L12 54V56H11V54L9 55L10 57H11V59H12V57H13V55H14V57H13V59L12 60H6V61H8V62H5V61H3V59L5 60L6 58H5V53H1ZM68 52V51H67ZM66 52V53H67ZM116 52H118V51H116ZM120 52V51H119ZM131 52V51H130ZM129 52V53H130ZM158 52V51H157ZM237 52V51H236ZM239 52H240V50H239ZM65 53V54H66ZM91 53V54H90ZM122 53V52H121ZM212 53V52H211ZM224 53V52H223ZM235 53V52H234ZM238 53V52H237ZM237 53H235L234 55L236 56V54ZM241 53V52H240ZM243 53V52H242ZM21 54V53H20ZM40 54V53H39ZM89 54H90V56H89ZM103 54H105V52L103 53ZM116 54V53H115ZM118 54V53H117ZM125 54V53H124ZM163 54V55H164ZM196 54V53H195ZM198 54V53H197ZM245 54V53H244ZM107 54H105V56L104 57H107L106 56ZM120 55V54H119ZM153 55V54H152ZM151 55V56H152ZM168 55H170V54H168ZM173 55V54H172ZM199 55V54H198ZM230 55V54H229ZM228 55V56H229ZM240 55V54H239ZM45 56V55H44ZM125 56H126V54H125ZM132 56V55H131ZM145 56H147V55H145ZM181 56V57H182ZM197 56V55H196ZM200 56V55H199ZM212 56V55H211ZM217 56V55H216ZM228 56H226V57H228ZM235 56H233V57H235ZM244 56V55H243ZM4 57V58H3ZM9 57V58H10ZM19 57V56H18ZM31 57L32 58H34V60H35V57L33 56V55H31ZM155 57H156V53H155ZM162 57H165V55L164 56H162ZM161 57V58H162ZM167 57V56H166ZM165 57V58H166ZM189 57V58H190ZM192 57L194 58L195 57V55H192ZM192 57L190 58V60L192 59ZM201 57V56H200ZM214 57V56H213ZM232 57V58H233ZM237 57V56H236ZM235 57V58H236ZM246 57V56H245ZM71 58V57H70ZM69 58V59H70ZM110 58V57H109ZM125 58V57H124ZM138 58V57H137ZM148 58V57H147ZM149 58H151V57H149ZM158 58V57H157ZM168 59L170 58V56L169 57H167ZM172 58V57H171ZM170 58V59H171ZM176 58V57H175ZM175 58H172V60H174V62H175ZM184 58V57H183ZM183 58H180V60L181 59H183ZM205 58V57H204ZM214 58H216L215 60L217 61V57H214ZM222 58V57H221ZM16 59H18L17 57H16ZM16 59L14 60V63H16ZM117 59H119V58H117ZM200 59V58H199ZM198 59V60H199ZM203 59V58H202ZM60 60V59H59ZM88 60V59H87ZM105 60H107L106 58H105ZM123 60V59H122ZM131 60H133V59H131ZM135 60V59H134ZM133 60V61H134ZM143 60V59H142ZM147 60V59H146ZM152 60V59H151ZM158 60V59H157ZM159 60H161L160 59V57H159ZM162 60H163V58H162ZM165 60V59H164ZM167 60V59H166ZM171 60V61H172ZM179 60V61H180ZM183 60H185V59H183ZM190 60H189V63H190ZM195 59H193V61H194ZM210 60V59H209ZM221 60V59H220ZM220 60H218V61H220ZM226 60V59H225ZM227 60H229V59H227ZM226 60V61H227ZM235 60V59H234ZM243 60V59H242ZM29 61V60H28ZM69 61V60H68ZM136 61V60H135ZM156 61V60H155ZM170 60H169V62L170 63H172L171 65L172 66H170V67H175V65H176V63H175V65H173V63L174 62H171ZM185 61H187V60H185ZM192 61V62H193ZM202 61H205V60H202ZM201 61V62H202ZM212 61V60H211ZM217 61V62H218ZM222 61V60H221ZM223 61H224V59H223ZM233 61V60H232ZM237 61V60H236ZM244 61V60H243ZM26 62V61H25ZM60 62V61H59ZM104 62V61H103ZM125 62V61H124ZM127 62V61H126ZM130 62V61H129ZM132 62V61H131ZM140 62H141V60H140ZM144 62V61H143ZM147 62H149V61H147ZM152 64H153V62L152 61H150ZM149 62V63H150ZM168 62V61H167ZM182 63H183V61H181ZM191 62V63H192ZM195 62H196V60H195ZM195 62H193V64L191 65V64H189L188 63V61L186 62V63H188L189 64V66L191 67V66H193V65H195L196 66V64L198 65V63L200 62H197V63H195ZM200 62V63H201ZM216 62V63H217ZM241 62V61H240ZM14 63H12V66H14L13 64ZM145 63V62H144ZM151 63H150V65H151ZM157 64H156V66L158 65V64H161V62L160 63H158V62H156ZM182 63H178V65H177V68H175V69H173L172 71H170V73H167V67L165 68L164 66V63H163V67L164 68H162V69H164V70H167V71H163V72H165V73H162V74H164V75H161V72H159V71H157L158 70V67L160 66V71L162 70L161 69V65H159L158 67H156V66H154L155 64H153V68L154 69H156V73H160L159 75H161L162 77V79H164V77H165V79H166V75L167 74H172L173 75V77L172 76H168V78H167V80H169V77L171 78H174V76L176 77V76H180L182 73H184V71H186L185 70V64L183 65L184 67L183 68H181L182 67ZM232 63V62H231ZM238 63V65H239V61L237 62ZM236 63V64H237ZM257 63V62H256ZM17 64V63H16ZM21 64V63H20ZM25 64V65H24ZM23 64V66L22 67H19L20 68V70L21 71H23L24 73L26 72V75L29 77V76H32V77H34V76H36L35 78H37V79H40L41 81L42 80H46V81H48L50 78H51V76L48 74L47 75V73L45 74V73H40V71L39 72H37V73H35V72H33L32 70L34 69H32V66L34 65V61L32 62V60H30V62H27V63H24ZM138 65V63H134V62H132V65ZM146 65H147V63H145ZM165 64H166V62H165ZM180 64V65H179ZM213 64V63H212ZM229 64V63H228ZM254 64V63H253ZM3 65H5V66H3ZM11 65V64H10ZM36 65V64H35ZM34 65V66H35ZM97 65V64H96ZM100 65H101V63H100ZM142 65V64H141ZM144 65V64H143ZM208 65V64H207ZM214 65H215V63H214ZM218 65H220L219 63H218ZM225 65H226V63H225ZM33 66V67H34ZM93 66V65H92ZM91 66V67H92ZM108 66V65H107ZM130 66V65H129ZM168 66V65H167ZM201 65H199V67H200ZM206 66V65H205ZM205 66L202 68V69H204L205 68ZM220 66H222V65H220ZM228 66V65H227ZM264 66V65H263ZM15 67V66H14ZM36 67V66H35ZM69 67H68V69H69ZM90 66H88V69L87 70H92V69H90L91 68ZM109 67V66H108ZM107 67V68H108ZM148 67L151 69V67L148 65ZM156 67V68H155ZM187 67H188V65H187ZM197 68V69H199V70H201V68ZM223 67H226V66H224L223 65ZM261 67H262V65H261ZM260 67V68H261ZM97 68V67H96ZM96 68H95V70H96ZM104 68V67H103ZM112 68V67H111ZM121 68V67H120ZM137 68V67H136ZM206 68H207V66H206ZM208 68H210V67H208ZM8 69H10V68H8ZM94 69V68H93ZM98 69V68H97ZM100 69V68H99ZM114 68H112V70H113ZM126 69V71H127V69L129 70V71H131L132 69H131V67H129V68H125ZM168 69H169V67H168ZM194 69V72L197 70L196 68H193ZM196 69V70H195ZM240 69V68H239ZM256 69V68H255ZM43 70V69H42ZM94 70V71H95ZM108 70V69H107ZM137 70V69H136ZM141 70V69H140ZM170 70V69H169ZM206 70V69H205ZM205 70H203L205 73H206V71ZM211 70H212V68H211ZM256 70H258V69H256ZM262 70V69H261ZM8 71V70H7ZM19 71V70H18ZM44 71V70H43ZM73 71V70H72ZM80 71V70H79ZM99 71V70H98ZM104 71V70H103ZM116 71V70H115ZM125 71V70H124ZM128 71V72H129ZM134 71V70H133ZM133 71H131V72H129V73H127V74H130V75H128V76H131L130 78H132V77H134V78H132V79H128V76L126 75V73H125V76H122L121 74H119L120 76H119V80L117 81V79H115L116 80V83H115V85H114V87L113 88H109V83H108V85L109 86H106V87H104L100 92H98L97 94L95 93V96H94V98L93 99H91L90 101L88 100V104L84 107L83 105V108H82V110H80V111H82L83 112V109L85 108V109H87L86 110V112H87V114H88V112H89V110H93L94 111V108L96 109V107H97V109H99V107L98 106H96L97 104V102H100V101H102V100H100L101 98H102V96L104 95V94H106V93H108V92H111L110 91V89H113V90H119L118 92H115V93H117V94H120L121 92L123 93L124 91H122L121 89H122V87H124L125 85H127V84H129V83H133V82H136V83H139V82H141V80L142 81H145V78L146 77H151L152 76V78L154 77L153 76V74L151 73V71H149V70H143V71H140V73H139V71H138V75H135L134 74V76H132L133 74H131V73H133ZM137 71H135V73L137 72ZM177 71V72H176ZM190 71V70H189ZM202 71V72H203ZM208 71V70H207ZM236 71V70H235ZM263 71V70H262ZM261 71V72H262ZM56 72H58V71H56ZM61 72V71H60ZM68 72V71H67ZM111 72V71H110ZM150 72V73H149ZM196 72H198V70L196 71ZM202 72H200V73H202ZM210 72H212V71H210ZM225 72H227V71H225ZM229 72V71H228ZM227 72V73H228ZM10 73V75H12L13 74V71H11V72H9ZM12 73V74H11ZM59 73V72H58ZM58 73H57V75H58ZM92 73H94L93 72V70H92ZM97 73V72H96ZM112 73H114V72H112ZM167 73V74H166ZM220 73V72H219ZM253 73V72H252ZM255 73H256V71H255ZM8 74V73H7ZM56 74V73H55ZM63 74V73H62ZM103 74V73H102ZM149 74H150V76H149ZM186 74V72L184 73V75ZM196 74V73H195ZM204 73H202V75H203ZM261 74V73H260ZM263 74V73H262ZM261 74V75H262ZM6 75V74H5ZM10 75H8L9 76V78H10ZM25 75V74H24ZM73 75V74H72ZM97 75V74H96ZM99 75V74H98ZM113 76H114V74H112ZM111 75V76H112ZM118 75V74H117ZM117 75L115 74V76L117 77ZM158 74H156V76H157ZM183 75V74H182ZM183 75V76H184ZM210 75V74H209ZM253 75V74H252ZM7 76V75H6ZM7 76V77H8ZM23 76V75H22ZM95 76V75H94ZM93 76V77H94ZM104 76V75H103ZM114 76V77H115ZM196 76V75H195ZM201 76V75H200ZM220 76H222V74L220 73ZM225 76V75H224ZM241 76V75H240ZM255 77L257 76V74L256 75H254ZM258 76H259V74H258ZM109 77V76H108ZM158 77H160V76H158ZM186 77V76H185ZM191 77V76H190ZM203 77H206V76H203ZM235 77V76H234ZM262 77H264V74H263V76ZM26 77H24V79H25ZM99 78V77H98ZM106 78V77H105ZM156 78V77H155ZM154 78V79H155ZM180 78H182L183 79V77H181L180 76ZM187 78V77H186ZM185 78V79H186ZM195 78V77H194ZM199 78V77H198ZM256 78H259V80L258 79H255V80H257V81H260V80H263V79H260V77H256ZM54 79V78H53ZM102 79H103V77H102ZM146 79H148V78H146ZM151 79V78H150ZM160 79V78H159ZM158 79V80H159ZM176 79V78H175ZM181 79V80H182ZM242 79V78H241ZM240 79V80H241ZM114 80V81H115ZM155 80H157V78L155 79ZM177 80V83L179 84V81L178 80H180L179 78L178 79H176ZM180 80V81H181ZM232 80H234V79H232ZM239 80V81H240ZM6 81V79L4 78V76L2 77V74L0 75V89H2L1 88V86L3 87V83ZM54 81V80H53ZM170 81H173V80H170ZM183 81V80H182ZM194 81V80H193ZM193 81H192V83H193ZM55 82V81H54ZM103 82V81H102ZM163 82V81H162ZM167 83H168V81H166ZM175 82V81H174ZM189 82V81H188ZM211 82V81H210ZM231 82V81H230ZM242 81H240V83H241ZM250 82V81H249ZM33 83V82H32ZM37 83V82H36ZM111 83H114V82H112L111 81ZM110 83V84H111ZM144 83V82H143ZM154 82H152L151 84H153ZM169 83H172V82H169ZM191 83V84H192ZM218 83V82H217ZM221 83V82H220ZM219 83V84H220ZM260 83H262V82H260ZM56 84H57V82H56ZM107 84V83H106ZM150 84V83H149ZM157 84V83H156ZM159 84V83H158ZM181 84V83H180ZM184 84H185V82H184ZM188 84V83H187ZM190 84V85H191ZM232 84V83H231ZM31 85V84H30ZM112 85V84H111ZM140 85V84H139ZM143 85H145V84H143ZM177 85V84H176ZM212 85V87H209V89L210 88H213V84H211ZM210 85V86H211ZM238 85H240L239 83H238ZM242 85V84H241ZM35 86V85H34ZM56 86V85H55ZM153 86V85H152ZM154 86H155V84H154ZM206 86V85H205ZM236 87H237V85H235ZM48 87V86H47ZM58 87V86H57ZM56 87V88H57ZM111 87V86H110ZM145 87H146V85H145ZM177 87H179V86H177ZM183 87V86H182ZM192 87H193V85H192ZM202 87H203V85H202ZM208 87V86H207ZM248 87V86H247ZM261 87V86H260ZM259 87V90L260 91H255L258 95H253L255 92H253V94H252V91L251 90H255V89H251L250 91H251V93L250 94H252L253 95V98H257V97H255V96H259L260 94H262V90H263V87H262V90H261V88ZM44 88V87H43ZM125 88V87H124ZM129 88H131V87H129ZM135 88V87H134ZM138 88V87H137ZM151 88V87H150ZM171 88V87H170ZM172 88L173 89H176V87H174V85L172 86ZM194 88V87H193ZM192 88V89H193ZM216 87L214 86V89H215ZM220 88H222L221 86H220ZM249 88V87H248ZM48 89V88H47ZM47 89L46 88H44V89H42L41 88V90L40 91H38V92H36V93H34V94H31V95H29L28 96V98H27V100H25V101H21V103L18 101L17 102V108L19 109L20 108V111L21 112H18V114L17 115H22L21 117L22 118H24V119H22L21 118V120H19V122L21 121V123H22V125H25V128L27 127V120L28 119H25V115L27 116L28 115V113H36L37 111H38V108H39V110H41L42 108H47V107H43V103L44 104H46V100L47 99H45V93H46V91H47ZM51 89H53L52 87H51ZM96 89V88H95ZM131 89H133V87L131 88ZM136 89V88H135ZM173 89H171L172 91H173ZM180 89H182V88H180ZM179 89V90H180ZM189 89V88H188ZM200 89H201V87H200ZM205 89H208V88H205ZM217 89V88H216ZM31 90V89H30ZM120 90H121V92H120ZM128 90H130V89H128ZM137 90V89H136ZM143 90V89H142ZM163 90V89H162ZM161 90V91H162ZM185 89H183V91H184ZM190 90V89H189ZM194 90V89H193ZM195 90H198V89H195ZM203 90V89H202ZM219 90V89H218ZM257 90V89H256ZM159 91V90H158ZM160 91V92H161ZM165 91H167V90H165ZM169 91V90H168ZM166 92L167 94H168V96H170L171 94H172V91L170 92V95H169V92ZM178 91V90H177ZM217 91V90H216ZM227 91V90H226ZM233 91H235L234 89H233ZM242 91H243V93H245L244 92V90L242 89ZM249 91V92H250ZM93 92V91H92ZM120 92V93H119ZM126 92H128V91H126ZM149 92V91H148ZM159 92V93H160ZM186 92H188V91H186ZM197 92V91H196ZM206 92H207V90H206ZM228 92H230V91H228ZM237 93L236 94H234L235 96L238 94V91H236ZM0 93H1V91H0ZM4 93V92H3ZM3 93H1V94H3ZM51 93V92H50ZM162 93V92H161ZM165 93V92H164ZM204 93H205V91H204ZM204 93H202V94H204ZM221 93V91L220 92H218L217 94H220ZM227 93V92H226ZM234 93V92H233ZM247 93H248V91H247ZM255 93V94H256ZM260 93V94H259ZM264 93V92H263ZM133 94H135V93H133ZM132 94V95H133ZM155 94V93H154ZM176 94V93H175ZM178 94V93H177ZM194 94V93H193ZM193 94H191V95H193ZM199 94V93H198ZM202 94H200V95H202ZM206 94V93H205ZM214 94V93H213ZM217 94H215V95H217ZM222 94V93H221ZM219 95V96H226L225 94H223V95ZM230 94H232V92H230ZM249 94V95H250ZM48 95V94H47ZM61 95V94H60ZM107 95V94H106ZM132 95H131V98H132ZM161 95V94H160ZM164 95V94H163ZM163 95H161V97L159 96L158 98L160 99V98H164L165 96H163ZM173 95V94H172ZM179 95V94H178ZM185 95V94H184ZM234 95H233V98H234ZM25 96V95H24ZM72 96V95H71ZM117 96V95H116ZM126 96V95H125ZM147 96V95H146ZM177 96V95H176ZM188 96H190V95H188ZM194 96H197V94H194ZM228 96V95H227ZM226 96V97H227ZM238 96H239V100H241L242 98L240 97V94H238ZM237 96V97H238ZM261 97L263 96L264 97V95L262 94V95H260ZM3 97V96H2ZM1 97V98H2ZM47 97V96H46ZM74 97V96H73ZM107 97V96H106ZM115 97V96H114ZM182 97V96H181ZM198 97L200 98L201 96H197L196 98L198 99ZM204 97V96H203ZM225 97V99H230V98H232V95H231V97H229V98H226ZM237 97H236V99H237ZM249 98L248 99H250V97L251 96H248ZM262 97V102L264 101V98ZM17 98V97H16ZM50 98V97H49ZM109 98V97H108ZM113 98V97H112ZM129 98V99H128ZM128 98H126L125 99V101H123L124 100V98L122 99V101H123V104L125 103V102H127V100H128V104H127V106H124V108H121V107H123V106H121V107H119L118 105H116L117 106V108H116V106H115V104H114V107L116 108V109H114V111L110 114V118H111V115H113V117L110 119V120H108L106 123H104L103 124V122L102 121H99V119H98V121L101 123L102 122V125L99 127H96L97 125H94L97 129H101V131H103V132H99V131H97V132H99V134L100 135H102V136H100L101 138L103 137V139L102 140H105L104 139V136L107 138V137H109L108 138V140L109 141H107V142H104V144L106 145H108V147H105L106 149L107 148H110L111 147V145H114L115 143L117 144V143H119L118 145H114V146H116V148H117V146H118V148L120 147V141L121 140H123L125 143H129V140H131V131L132 130H134V129H137V133L139 134V136H140V139L142 138V139H144L143 137H142V135L141 134H146V136H145V140H146V138L148 139V133L146 132V133H143L142 132V130H143V123L145 122V121H147L148 120V116L146 115V113H148L149 112V110L152 108V106L151 107H149L150 105H154L155 103H152V104H148V105H146V107L147 108H144L143 106L144 105H142V106H140L139 104H140V100H138L139 98H136L139 102L137 103L136 101V103H133L132 101H134L135 99H133L132 101L130 100L131 98L130 97H128ZM156 98H157V96H156ZM157 98V99H158ZM169 98V97H168ZM180 98V97H179ZM179 98H177V99H179ZM184 98H186V97H184ZM89 99V98H88ZM201 99H202V97H201ZM201 99H199V100H201ZM222 99V98H221ZM224 99V100H225ZM236 99H234V102H235V100ZM260 99V98H259ZM6 100V99H5ZM105 100V99H104ZM109 100V99H108ZM112 100V99H111ZM111 100H110V102H111ZM114 100H116V99H113L112 100V102L114 103V102H116V103H118L120 100L118 99L117 101H114ZM144 100V99H143ZM172 101H175V99L173 100V98L171 99ZM189 100V99H188ZM203 100V99H202ZM223 100V101H224ZM233 100V99H232ZM238 100V99H237ZM7 101V100H6ZM122 101H120L119 103H121L122 104ZM155 101H157L156 99H155ZM159 101H161V99L159 100ZM170 101V100H169ZM180 101V100H179ZM185 100H183V101H180L179 103H178V106L180 105V107L179 108H182V106L181 105H184L185 103H183V104H181V102H184ZM186 101H187V99H186ZM190 101H192V100H190ZM194 101V100H193ZM207 101V100H206ZM206 101H201V104H199L198 105V107H196V108H198V109H200V111H198V114L199 113H202L203 112V109H207L208 107H211V106H209L210 104H212V103H208V102H206ZM256 101H258V99L256 100ZM57 102V101H56ZM111 102V103H112ZM189 102V101H188ZM202 102H205V103H203L202 104ZM214 102V101H213ZM71 103V102H70ZM86 103V100L83 102V104H85ZM102 103V102H101ZM112 103V104H113ZM118 103V104H119ZM148 103V102H147ZM156 103H158V102H156ZM160 103V102H159ZM175 103V105L174 106H172L173 108L175 107V106H177V104H176V101L174 102ZM173 103V104H174ZM187 103V102H186ZM190 103V102H189ZM194 104H195V102H193ZM192 102L189 104V105H191V104H193ZM224 103H226L225 104V106L224 105H222L223 107H226V105H228L227 104V102H224ZM237 103V102H236ZM235 103V104H236ZM244 103V102H243ZM252 103H254L253 101H252ZM259 103H261V99H260V102H256V104L255 105H258ZM264 103V102H263ZM96 104V105H95ZM134 104L136 105L137 104V106H138V108L140 109L139 110V113L137 112V113H135V114H133V115H131L130 114V116L128 115L127 116V114L125 113L126 112V109H127V111H128V108L129 107H131V106H134ZM173 104H171V105H173ZM194 104L193 105H191L190 107H194ZM217 104V103H216ZM222 104V103H221ZM221 104H219V105H221ZM239 104V103H238ZM241 104V103H240ZM13 105H15V104H13ZM78 105H79V103H78ZM78 105H75V107L77 108V106ZM80 105H81V103H80ZM120 105V104H119ZM126 105V104H125ZM156 105V104H155ZM155 105H154V107H155ZM186 105V104H185ZM195 105H197V104H195ZM242 105V104H241ZM263 105V104H262ZM71 106V105H70ZM95 106V107H94ZM109 106V105H108ZM137 106H135L136 108H134L133 107V109H129V111L131 110H134V109H137ZM142 107L143 108V110H142V108H140V107ZM157 106H158V104H157ZM164 106H165V108L167 107V106H169V105H165L164 104ZM177 106V107H178ZM221 106V107H222ZM236 106H237V104H236ZM259 106V105H258ZM261 106V105H260ZM3 107V106H2ZM42 107V108H41ZM51 107V106H50ZM79 107V106H78ZM103 107V106H102ZM102 107L100 108V109H102ZM111 107V106H110ZM113 107V108H114ZM128 107V108H127ZM170 107V106H169ZM172 107H170L171 109H172ZM177 107H175V108H177ZM200 107V108H199ZM215 107V106H214ZM220 107V108H221ZM221 108V109H225V108ZM238 107H239V105H238ZM240 107H242V106H240ZM244 107V106H243ZM264 107V106H263ZM11 108V107H10ZM75 108V109H76ZM80 108V107H79ZM79 108H77L76 110H78ZM112 108V109H113ZM158 108V107H157ZM164 108V107H163ZM162 108V109H163ZM174 108V109H175ZM179 108H177L178 110H182V109H179ZM183 108H185L184 106H183ZM186 108H187V106H186ZM188 108H189V106H188ZM195 108V109H196ZM213 108V107H212ZM232 108V107H231ZM255 108V107H254ZM253 108V104L251 105V108H250V110L253 112V111H255V109ZM14 110H15V108H13ZM12 109V110H13ZM70 109V108H69ZM74 108H72V110L70 109L68 112L66 111V113H63L62 115H60V116H53V117H51L50 119H48L49 120V122L47 123V124H44V126H42V128H43V130H45L46 129V127L48 126V127H50V128H52V127H58L59 129L60 128H65L67 131H74L75 132V130H81V127H82V130L83 131H86L85 129L87 128V126L88 125H90V123L91 122H93V119L92 120H90V118L91 117H88L87 115H85L86 117H88L89 119L87 120V118H85L86 120H84V125L83 124H81L82 123V121H83V119H81L80 120V122H78L79 120H78V116H77V118H75V115H74V119H73V113H75L73 110H75ZM85 109H84V113H85ZM104 109H107V107H105ZM162 109H160L161 111H162ZM167 109V108H166ZM166 109H164V110H166ZM173 109V110H174ZM211 109V108H210ZM215 108H213V110H214ZM228 109V108H227ZM238 109V111H239V108H237ZM247 109H249V108H247ZM253 109V110H252ZM257 109H261V112H264V111H262V107L261 108H257ZM10 110V109H9ZM37 110V111H36ZM46 109H44V111H45ZM110 110V109H109ZM172 110V111H173ZM197 110V109H196ZM212 110V109H211ZM210 110V112H213V111H211ZM218 110H220V109H218ZM232 110V109H231ZM250 110H248V111H250ZM16 111V110H15ZM14 111V112H15ZM71 111H72V113H71ZM90 111V112H91ZM92 111V112H93ZM96 111V113H98V111L97 110H95ZM94 111V112H95ZM100 111H102V110H100ZM136 111V110H135ZM152 111H153V108H152ZM151 110H150V112H152ZM155 111V110H154ZM171 111V114L173 113ZM179 111V112H180ZM185 111V110H184ZM183 111V112H184ZM240 111H241V108H240ZM40 113L41 112H43V111H39ZM91 112V113H92ZM156 112V111H155ZM158 112H160V111H158ZM157 112V113H158ZM165 112V111H164ZM170 112V111H169ZM182 112V113H183ZM220 114L219 115H221V111H218ZM230 111H228V113H229ZM256 112H257V110H256ZM255 112V113H256ZM3 113V112H2ZM5 113V112H4ZM11 113V112H10ZM9 113V114H10ZM30 113V114H31ZM90 113V114H91ZM96 113H94V117H95V114ZM101 113V112H100ZM104 113H107V112H104ZM108 113H110V112H108ZM107 113V114H108ZM125 113V119H124V114ZM129 113V112H128ZM166 113V112H165ZM164 113V114H165ZM181 113V114H182ZM186 113V112H185ZM191 113V112H190ZM189 113V114H190ZM208 113V112H207ZM217 113V112H216ZM222 113H224V112H222ZM228 113H225V115L224 114H222L223 115V117L224 116H226ZM237 113V112H236ZM238 113H240V112H238ZM241 113H242V111H241ZM6 114V113H5ZM8 114V113H7ZM15 114V113H14ZM29 114V115H30ZM43 114V113H42ZM72 114V115H71ZM99 114V113H98ZM98 114H97V116H98ZM102 114V113H101ZM107 114H105V115H107ZM149 114V113H148ZM155 114V113H154ZM167 114H168V112H167ZM167 114H165L166 116H168ZM175 114H178L177 112L175 113ZM181 114H179V116L181 117ZM184 114V113H183ZM194 114H195V116H199L197 113H195L194 112ZM197 114V115H196ZM211 113H209V114H205V116H207V115H210ZM218 114V113H217ZM232 114V113H231ZM243 114H245V113H243ZM253 114H254V112H253ZM257 114H260V111H259V113L257 112ZM262 114H264V113H262ZM37 115V120L38 119H40L41 120V118H43V119H45L46 117H45V114H43V115H40V114H36ZM38 115H40V116H38ZM100 115V114H99ZM142 115H146L148 118L145 120V119H142V120H140V118H141V116ZM157 115V114H156ZM174 115V114H173ZM173 115H172V117H171V115H170V117L168 118V117H166L165 119L167 120L168 119V123H169V126L171 127V126H173V124H171V123H174V122H177V123H179V122H181V123H179L178 125H180V128L181 127H184L183 125H181L182 124V122L184 123V121L186 120V116L184 117L185 119H183V118H181V119H178L177 118V116L175 115L174 117H173ZM185 115H187V114H185ZM192 115V117L194 116L193 114H191ZM212 115V114H211ZM213 115H214V112H213ZM213 115L212 116H210L209 118H211L212 119V117H213ZM237 115V114H236ZM84 116V117H85ZM93 116V115H92ZM108 116V115H107ZM145 116V117H146ZM158 117H159V115H157ZM189 116V115H188ZM202 116V115H201ZM203 116H204V114H203ZM259 116V115H258ZM17 117V116H16ZM28 117V116H27ZM26 117V118H27ZM31 116H29V118H30ZM33 117V116H32ZM38 117H40V118H38ZM100 117V116H99ZM102 117V116H101ZM144 117V116H143ZM179 117V118H180ZM192 117H188V119L185 121L186 122V124H190L191 126H192V124L191 123H189V121H190V119L189 118H191L192 119ZM222 117V116H221ZM228 117H230V116H228ZM232 117V116H231ZM237 117V116H236ZM235 117V118H236ZM240 117H241V115H240ZM243 117V116H242ZM260 118H262L263 119V116H259ZM15 118V117H14ZM48 118H49V116H48ZM97 118V117H96ZM109 118V117H108ZM176 118V119H175ZM196 118V117H195ZM194 118V119H195ZM201 118V117H200ZM200 118H199V120H200ZM203 118H205V117H203ZM214 118H215V116H214ZM217 118V117H216ZM220 118V117H219ZM226 118V117H225ZM2 119V118H1ZM95 119V118H94ZM101 119V118H100ZM139 119V120H138ZM161 119V118H160ZM228 119V118H227ZM261 119V120H262ZM71 120H76L77 121V123H76V121H74V122H72ZM144 120V121H143ZM155 120V119H154ZM153 120V122H155ZM157 120V119H156ZM159 120V119H158ZM162 120H164V119H162ZM162 120H159V122L161 121V122H163ZM205 120H207L206 118H205ZM208 120H210V119H208ZM212 120H215V119H212ZM212 120H211V122H212ZM218 120V119H217ZM224 120V119H223ZM222 120V121H223ZM229 120V119H228ZM228 120H225V121H227L228 122ZM245 120V119H244ZM252 120V119H251ZM260 120V121H261ZM5 121H6V119H5ZM8 121V120H7ZM39 121V120H38ZM43 121V120H42ZM46 121V120H45ZM141 121H143V123L140 122ZM151 121H152V119H151ZM188 121V122H187ZM196 121H197V119H196ZM201 121V120H200ZM200 121H198V123H197V125L199 124V122ZM219 121V120H218ZM224 121V122H225ZM233 121V120H232ZM237 121V120H236ZM257 121H259L258 119H257ZM259 121V122H260ZM9 122V121H8ZM40 122V121H39ZM38 122V123H39ZM71 122L73 123V124H71ZM94 122L95 123H97L96 122V120H94ZM152 122V123H153ZM160 122V124H162ZM190 122H192V121H190ZM195 122V121H194ZM202 122H204V121H202ZM201 122V123H202ZM210 122V123H211ZM214 122V121H213ZM220 122H221V119H220ZM229 122H230V120H229ZM242 122V121H241ZM246 122V121H245ZM41 123V122H40ZM100 123H98V124H100ZM200 123V126L203 124H201ZM226 123V122H225ZM243 123V122H242ZM159 124V125H160ZM164 124H165V121H164ZM185 124V125H186ZM195 124H196V122H195ZM194 124V125H195ZM204 124H205V122H204ZM214 124H216V123H214ZM220 124H222V123H220ZM220 124H218V125H220ZM228 124V123H227ZM232 124V123H231ZM9 125V124H8ZM33 125V124H32ZM46 125V126H45ZM209 125V124H208ZM213 125V124H212ZM224 125V124H223ZM222 125V126H223ZM245 125V124H244ZM145 127H148V128H150L149 126H146V125H144ZM161 127H163L164 125H160ZM187 126V125H186ZM191 126H189V127H191ZM199 126V125H198ZM198 126H197V128H198ZM229 126H231V125H229ZM229 126H227V127H229ZM247 126V125H246ZM251 126V125H250ZM11 127V126H10ZM28 127H29V124H28ZM35 127V126H34ZM44 127H45V129H44ZM47 127V129H46V131L48 130H50V132H52L53 130H51L50 128H48ZM83 127H86V128H83ZM94 127V128H95ZM169 127V128H170ZM176 127H178V126H176ZM176 127L175 128H173L172 129V127L170 128V129H172L174 132L176 131V132H178V128L176 129ZM192 127H194V126H192ZM191 127V128H192ZM213 127V126H212ZM18 128H19V126H18ZM95 128V129H96ZM107 128H109V129H107ZM110 128H113L112 130H115L114 132L115 133H113V132H110L109 130H110ZM139 128H141V129H139ZM185 128H187L188 129V127H185ZM185 128H184V131H189V130H185ZM196 128V127H195ZM200 128V127H199ZM203 128H205V126L203 127ZM208 128H210V127H208ZM216 128V127H215ZM218 128H219V126H218ZM226 128V127H225ZM33 129V128H32ZM35 129V128H34ZM99 129V130H100ZM152 129V128H151ZM176 129V130H175ZM182 129V128H181ZM220 129H221V127H220ZM219 129V130H220ZM223 129V128H222ZM253 129V128H252ZM42 130V129H41ZM140 130H141V132H140ZM145 131L147 130V129H144ZM155 130V129H154ZM192 130V129H191ZM199 130H201V129H199ZM198 130V131H199ZM204 130V129H203ZM216 129H214L213 131H215ZM219 130H217V131H219ZM228 130H231L230 129V127H229V129ZM233 130V129H232ZM237 129H235V131H236ZM251 130V129H250ZM8 131H9V129H8ZM37 131V130H36ZM56 130H54L53 132V136H54V134H55V136L54 137H56V136H59V135H56V133L57 132H55ZM57 131H58V129H57ZM94 131H96V130H94ZM109 131V132H108ZM128 131H130V132H128ZM134 131V132H135ZM180 131H183V130H180L179 129V132ZM195 131H196V129H195ZM194 131V132H195ZM212 131V132H213ZM262 131V130H261ZM28 132V131H27ZM59 132V131H58ZM61 132V131H60ZM64 132V131H63ZM63 132L60 134V135H62L63 134ZM78 132V131H77ZM80 132V131H79ZM88 132V131H87ZM93 132V131H92ZM91 132V133H92ZM140 132V133H139ZM151 132H153V134H154V131L153 130H150V133ZM156 132V131H155ZM159 132V131H158ZM171 132V131H170ZM173 132V133H174ZM177 133L178 135L180 134V133ZM223 132V131H222ZM245 132V131H244ZM67 133V132H66ZM90 133V132H89ZM90 133V134H91ZM96 133V132H95ZM166 133H167V131H166ZM190 133V132H189ZM217 132L215 131V135H217L216 134ZM219 133H221V132H219ZM219 133H218V135H219ZM47 135L49 134V133H46ZM52 134V133H51ZM83 134L85 135L84 137H87V135H88V133H87V135L85 134V132H83ZM89 134V135H90ZM133 135H135L136 136V133H132ZM161 134V133H160ZM159 134V135H160ZM170 134V133H169ZM188 134V133H187ZM186 134V135H187ZM208 134H209V132H208ZM222 134V133H221ZM220 134V135H221ZM228 134H229V132H228ZM231 134V133H230ZM246 134V133H245ZM263 134V133H262ZM44 135V134H43ZM71 135V134H70ZM78 135V134H77ZM88 135V136H89ZM116 136V139H112L113 137L112 136ZM151 135H152V133H151ZM156 135H158V133L156 132ZM158 135V137H165V136H159ZM162 135V134H161ZM164 135V134H163ZM184 135V134H183ZM195 135H197L196 134V132H195ZM194 135V136H195ZM200 135V134H199ZM206 135V134H205ZM234 135V137H235V135L236 134H232V136ZM21 136V135H20ZM24 136V135H23ZM28 136V135H27ZM53 136H51V138L53 137ZM79 136V135H78ZM94 136H96V138L97 137H99L98 135H95L94 134ZM134 136V137H135ZM138 136V135H137ZM136 136V137H137ZM138 136V137H139ZM153 136V135H152ZM152 136H151V138H152ZM168 136V135H167ZM172 136H174V134L173 135H170V138L172 137ZM176 136V135H175ZM174 136V138H172V139H176V137ZM182 135H180V136H178V137H181ZM192 136V135H191ZM212 136V135H211ZM210 136V137H211ZM228 137V135H226L225 134V137ZM231 136V135H230ZM229 136V137H230ZM17 137H19V136H17ZM62 136H60V138H61ZM84 137H81V138H84ZM92 137H93V134H92ZM92 137H90V139H86V140H84L85 141V143H84V146H85V144H87L91 139H93ZM110 137H111V139H110ZM119 137V138H118ZM120 137L122 138V139H120ZM133 136H132V138H134ZM153 137H156L155 135L153 136ZM196 137V136H195ZM197 137H199V136H197ZM209 137V138H210ZM213 137V136H212ZM228 137V138H229ZM233 137V138H234ZM236 137H237V135H236ZM238 137H240V139H241V136H239L238 135ZM40 138H42L41 136H40ZM65 138V137H64ZM67 138H68V135H67ZM70 138V137H69ZM87 138H89V137H87ZM115 138V137H114ZM120 139V141H117L118 139ZM130 138V139H129ZM163 138H161V139H159L160 141L163 139ZM169 138V139H170ZM199 138H202V137H199ZM214 138V137H213ZM213 138H212V140H213ZM222 138H224V137H222ZM43 139V138H42ZM44 139H45V137H44ZM178 139V138H177ZM194 139V138H193ZM204 139V138H203ZM202 139V140H203ZM219 139V138H218ZM225 139V138H224ZM231 139V138H230ZM235 139V138H234ZM239 138H236V141L235 140H232V141H235L234 143H237V141H239L238 140ZM1 140V139H0ZM64 140V139H63ZM62 140V142L63 143H65L66 142V140H64L63 141ZM70 140V142H71V140L72 139H69ZM77 140V139H76ZM83 140V139H82ZM101 140V139H100ZM153 140V138L151 139V141ZM156 140V139H155ZM152 141V143L153 144H155L154 142H156V141ZM159 140L157 139V142H158V144H161V142H159ZM195 140H196V138H195ZM256 140V139H255ZM34 141H36V140H34ZM42 141V140H41ZM40 141V142H41ZM60 141H61V139H60ZM79 141V140H78ZM87 141V142H86ZM106 141V140H105ZM128 141V142H127ZM132 141V140H131ZM164 141H165V138H164ZM164 141L162 142V143H164ZM187 141V140H186ZM209 142H210V140H208ZM219 140H217V142H218ZM221 141H223V140H221ZM220 141V142H221ZM230 141V140H229ZM232 141H230L231 143H232V145L234 144ZM2 142H3V140H2ZM23 142V141H22ZM28 142V141H27ZM26 142V143H27ZM39 142V141H38ZM43 142V141H42ZM45 142V141H44ZM68 142V141H67ZM77 142V141H76ZM82 142V141H81ZM80 142V143H81ZM98 142H101V141H99L98 140ZM103 142V141H102ZM133 142V141H132ZM131 142V143H132ZM138 142H140L139 140H138ZM137 142V143H138ZM142 142H146V141H143V140H141V142L139 143V144H136L137 145V147H138V145H140V144H143ZM157 142H156V144L155 145H153V146H155L156 148L158 147V146H160V145H158L157 146ZM173 142H175V140L173 141ZM178 142H180V139H179V141L177 140L176 141V144L178 143ZM230 142H228V143H230ZM21 143V142H20ZM47 143H51V142H47ZM59 143V142H58ZM57 143V144H58ZM79 143V142H78ZM77 143V144H78ZM94 143H96V141H94ZM122 143V142H121ZM149 143V142H148ZM182 143V142H181ZM180 143V144H181ZM212 143V142H211ZM210 143V144H211ZM215 143V142H214ZM228 143H226L227 144V146H228ZM23 144V143H22ZM43 144H45V143H43ZM59 144H61V143H59ZM82 144V143H81ZM93 144V143H92ZM122 144H124V143H122ZM149 144H151V142L149 143ZM175 144V145H176ZM204 144V143H203ZM205 144H208V143H205ZM216 144V143H215ZM219 144H221V143H219ZM237 144H239V143H237ZM67 145H69V144H67ZM71 145H72V143H71ZM95 145V144H94ZM93 145V146H94ZM97 145V144H96ZM100 145V144H99ZM128 145V144H127ZM127 145H125V146H122L121 148L123 149V148H125L126 149V146ZM132 145V144H131ZM136 145L134 144V146L136 147ZM144 145H146V144H144ZM162 145V144H161ZM217 145V144H216ZM225 145V144H224ZM230 145V144H229ZM231 145V146H232ZM236 145V144H235ZM253 145V144H252ZM4 146V145H3ZM62 146V145H61ZM61 146H59V149L61 150ZM83 146V147H84ZM104 146V145H103ZM148 146V145H147ZM146 146V147H147ZM149 146H150V148H149ZM147 148H149V149H151V147H153L152 145H149ZM181 146H182V144H181ZM187 146V145H186ZM184 147V146H182V148L184 147V148H186V149H188L187 147ZM188 146H190V145H188ZM192 147H193V145H191ZM198 146V145H197ZM210 146V145H209ZM215 146V145H214ZM218 146V145H217ZM217 146H215L216 148H217ZM220 146V145H219ZM221 146H222V144H221ZM226 146V147H227ZM241 145H239V147H240ZM256 146V145H255ZM25 147V146H24ZM28 147V146H27ZM49 147V146H48ZM54 147H56L55 146V144H54ZM63 147H65V150H63V151H65L64 153L62 152V150H61V152H60V150H59V152H60V154L62 153L63 155H62V159H64L63 158V156H67L66 158H68L67 160H65L64 162H67L66 164H64V163H60L61 165H56V166H60V168H58V167H55L54 165L53 166H51L50 164V167L49 166H45V167H42V166H39V165H36L37 163H35L34 161V163L32 162V163H29V162H24L22 159L21 160H18V158L16 157V159L15 160H6V159H0V192H2V191H5L4 193H6V191H7V193H9V196H13V198H14V196H15V199H13L12 197H9L8 199H7V197H8V195H7V193H6V197L3 199L2 198V193H0V198L1 199H3L4 200V202L0 199V264H34L32 261H34V260H32V261H30V260H28L27 259V257H29L30 256V258L29 259H31V255H36L38 252L39 253H42L43 254V260H41L40 259V262H48V263H50V264H71L74 260L76 261V260H78L79 258L77 257V255H75V257H77V259L76 258H74V260L71 262V263H67V261H69L68 260V258L69 257H71V256H74V255H72L73 253H78L79 255L80 254H82V253H84L85 251H87V250H90V246H93V243H94V245L97 243V241L98 242H103V243H105V242H109L111 239H116L117 241H115V243H118L117 245V248H110V249H108V250H106L107 252H114V251H116L117 252V254L121 257V259H124V257L122 258V256L121 255H125V254H128V253H132V252H136V244H135V242L134 241H136L137 242V240H138V238L140 237L139 236V234H137L138 232H142V233H140V234H144V235H147V237H152V239H154V238H163V237H166V239L168 238V237H171V239H172V237L174 238L173 240L175 241L176 239H178L179 241L181 240H189V241H187L188 243L187 244H190L189 242L191 241V243H194L193 244V246H198V245H211V246H214L215 245V248H216V246H219L218 247V249L220 250V252H221V254L222 253H227L228 251H226L227 249H226V247H228V245H235V246H242V245H250L253 249H251V252L250 253H252V254H254L255 255V253L257 252L258 253V250L259 249H257V251L255 250V248L257 247V246H264V190L262 189V188H260L259 187V184L260 183H257V181L259 182V179L257 180V178L258 177H256L255 176V174L253 175V176H255L254 177V180L256 181V182H247L248 184H246L245 183V185L244 186H242V183H241V185L239 184V185H237V184H232L233 186H230L229 184H227L226 185V183L225 182H220L219 180L220 179H216V178H214L213 176H212V171H211V173L209 172L210 170H206L207 172H206V174H207V177H208V185L207 186H205L206 184H207V182L205 183V180H203L204 181V183H205V185H204V187L202 186L203 185V183H202V181H200V185H199V187L198 188H196L195 186H193V185H191V184H193V183H190L189 181H190V178H191V176L189 177V179H188V181H186L187 179H185V180H183V181H180V180H182L183 178H187V177H183V178H177L175 175L176 174H174V173H172L175 177H174V179L175 180H173V179H170V177H169V175H167V177H169V179L171 180V181H169V182H173L174 181V183L172 184V183H167L166 181H168L169 179L168 178H166V175L165 176H162L163 174H162V172L161 173H159V172H157L156 170H153V171H155V172H157L156 174L158 175L159 174V176H157L156 174H155V172L153 173V171H152V173L154 174V175H156V176H154V177H157V178H159L160 176L162 177V179L164 178V180H163V182L164 183H162V184H160L161 182H162V179H161V177L159 178V180L161 181L160 183L158 182L157 184H160V185H156V186H153L154 187V189L151 187H149V189H147V188H145L144 189V187L140 184V186L142 187H139V186H137V184L135 183V186H137V187H135L133 184H131V186H129V184L130 183H126V182H128V181H126V182H124V183H126L125 185L122 183V182H120V183H122V185L120 186V184L118 185V184H116L117 183V181H116V183L114 182V183H112L111 181V183L112 184H114V185H112V184H105V185H103L102 183L101 184H97V183H95L96 182V180L98 179H96L95 181H91L92 180V177H91V174H90V176H89V174H87L86 172V170H84V169H86L87 167V165L84 167V164H81L82 163V161L83 160H81V158H77L76 157V154H75V158L77 159V160H79V161H77L75 158H74V154L73 153H71L72 152V150H68L66 147H68V146H64V144H63ZM131 147H133V146H131ZM136 147V148H137ZM178 147V146H177ZM232 147H234V146H232ZM236 147H237V145H236ZM238 147V148H239ZM39 148V147H38ZM46 148V147H45ZM70 148V147H69ZM71 148H73V147H71ZM86 148V147H85ZM104 148V149H105ZM116 148H115V151H116ZM136 148H135V150H136ZM181 148V149H182ZM183 148V149H184ZM214 148V147H213ZM235 148V147H234ZM241 148V147H240ZM63 149V148H62ZM82 150H83V148H81ZM92 149V148H91ZM125 149H123L124 151H125ZM138 149V148H137ZM153 149H155V148H152V150ZM182 149V150H183ZM185 149V150H186ZM191 149V148H190ZM199 149H201V148H199ZM219 149V148H218ZM223 149H225V148H223ZM226 149H228V148H226ZM33 150H35V149H33ZM42 150V149H41ZM46 150V149H45ZM51 150V149H50ZM73 150H75L74 148H73ZM85 150V149H84ZM110 150H113V152H114V149H112V147H111V149ZM120 149H118V151H119ZM129 150V149H128ZM128 150L126 151V153L128 152ZM131 150V149H130ZM134 149L132 148V151H133ZM152 150H150V151H152ZM179 150V149H178ZM192 150H195V149H192ZM192 150L190 151L191 153H194V152H192ZM212 150V149H211ZM229 150V149H228ZM227 150V151H228ZM230 150H232V149H230ZM250 150V149H249ZM249 150H248V152H249ZM17 151V150H16ZM49 151V150H48ZM97 151H98V148H97ZM131 151V152H132ZM155 151V150H154ZM189 151V150H188ZM220 151H222V154L224 153L223 152V150H220ZM226 151V152H227ZM235 151V150H234ZM238 151H241V149L240 150H238ZM243 151V150H242ZM261 151V150H260ZM54 152V151H53ZM56 152V151H55ZM59 152H56V153H59ZM85 153H86V151H84ZM83 152V153H84ZM102 152V151H101ZM122 152V151H121ZM153 152V151H152ZM160 152V151H159ZM190 152H186V154L187 153H190ZM206 152L210 155L211 153H209V149H208V151L206 150ZM215 152V151H214ZM219 152V151H218ZM229 152V151H228ZM252 152V151H251ZM20 153V152H19ZM41 153V152H40ZM75 153V152H74ZM80 153H82V151L80 152ZM98 153H100V151L99 152H97V155H99ZM104 153V152H103ZM112 153V152H111ZM115 153V152H114ZM114 153H112V154H114ZM123 153V152H122ZM135 153V152H134ZM136 153H137V151H136ZM135 153V154H136ZM139 153V152H138ZM162 153H164V152H162ZM178 153V152H177ZM213 153V152H212ZM232 154H234L233 152H231ZM236 153V152H235ZM237 153H239V152H237ZM250 153V152H249ZM257 153V152H256ZM16 154V153H15ZM18 154V153H17ZM52 154V153H51ZM73 154V155H72ZM77 154H78V152H77ZM94 154V153H93ZM116 154V153H115ZM119 154H120V152H119ZM124 154V153H123ZM133 154V153H132ZM140 154V153H139ZM145 153H141V155H144ZM173 154V153H172ZM175 154H176V152H175ZM205 154V153H204ZM204 154H203V158H205L204 157ZM207 154V155H208ZM216 154V153H215ZM221 154V155H222ZM228 156L230 155V153H226ZM240 154V153H239ZM248 154V153H247ZM246 154V155H247ZM10 155V154H9ZM47 155H49V154H47ZM57 155V154H56ZM85 155V154H84ZM83 155V156H84ZM102 155V154H101ZM130 155V154H129ZM128 155V156H129ZM134 155V154H133ZM167 155H168V153H167ZM178 155V154H177ZM193 155H196V154H193ZM207 156L208 158H207V161H208V159H209V157L210 156ZM221 155H219V153H218V156H221ZM224 155V154H223ZM222 155V156H223ZM234 155H236V154H234ZM241 155H243V153L241 154ZM11 156V155H10ZM40 156L42 157V153L40 154ZM59 156V155H58ZM61 156V155H60ZM82 156V155H81ZM82 156V157H83ZM95 156H96V154H95ZM104 156V155H103ZM112 156V155H111ZM124 156V155H123ZM165 156V155H164ZM173 156V155H172ZM172 156H169L170 158L172 157ZM197 156V155H196ZM200 156V155H199ZM215 156V155H214ZM231 156V155H230ZM23 157V156H22ZM45 157V156H44ZM102 156H100V158H101ZM125 157V156H124ZM135 157V156H134ZM145 156H143V158H144ZM156 157V156H155ZM174 157V156H173ZM178 157V156H177ZM177 157H174L176 160L178 159ZM189 157H191V156H189ZM193 157V156H192ZM191 157V158H192ZM212 157L213 156H211L210 158L212 159ZM224 157H226V158H228L227 156H224ZM232 157V156H231ZM231 157L230 158H228V159H231ZM247 157H250L251 159H252V156H247ZM255 157V156H254ZM257 157H259L258 156V154H257ZM24 158V157H23ZM38 158V157H37ZM46 158V157H45ZM65 158V159H66ZM136 158V157H135ZM142 158V159H143ZM145 158H147V157H145ZM150 158V157H149ZM181 158H183V156L181 157ZM195 158V157H194ZM214 158V157H213ZM236 158V157H235ZM40 160L42 159V161H43V158H39ZM39 159H37V160H39ZM48 159H51V157L49 158V156H48ZM53 159V158H52ZM51 159V160H52ZM55 159V158H54ZM75 159V160H74ZM96 159H97V157H96ZM105 159H108V158H105ZM129 159V158H128ZM139 159V157L137 156V160ZM142 159H141V161H142ZM196 159L197 160H199V158L198 157H196L194 160L196 161ZM200 159H202V157L200 158ZM206 159V158H205ZM219 159H221V158H219ZM247 159H249V158H247ZM247 159H246V165H247V167H246V170L248 169H252L253 168V166L251 165V164H249L250 163V161H249V163H248V161H247ZM262 159H264V158H262ZM45 160V159H44ZM95 160V159H94ZM102 160V159H101ZM130 160H132V159H129L128 161H130ZM147 161H148V159H146ZM213 160V159H212ZM215 160V159H214ZM217 160V159H216ZM57 161V160H56ZM60 161H61V159H60ZM59 161V162H60ZM89 161V160H88ZM98 163H99V159H97L96 160ZM104 161V160H103ZM102 161V162H103ZM124 161V160H123ZM140 161V162H141ZM150 161V160H149ZM153 161V160H152ZM164 161V160H163ZM167 161V160H166ZM165 161V162H166ZM174 161V160H173ZM180 161V160H179ZM181 161H183V160H181ZM201 161V160H200ZM200 161H198L199 163L198 164H201L202 162H200ZM203 161V160H202ZM205 161V160H204ZM211 161V160H210ZM219 161V160H218ZM231 162H233L232 160H230ZM230 161H228V162H230ZM236 161H239V159L238 160H236ZM235 161V163H237ZM255 161V160H254ZM39 162H41V161H39ZM58 162V163H59ZM62 162V161H61ZM86 162V161H85ZM97 162L95 163L96 165H97ZM109 162V161H108ZM111 162V161H110ZM127 162V161H126ZM133 162V161H132ZM143 162V166L144 165H146V164H144V161H142ZM154 162V161H153ZM157 162V161H156ZM175 162V161H174ZM173 162V163H174ZM197 162V161H196ZM217 162V161H216ZM216 162H214V163H216ZM230 162V163H231ZM243 162V161H242ZM241 162V164H244V163H242ZM260 162V161H259ZM264 162V161H263ZM115 163V162H114ZM114 163H112L111 162V164L110 165H112L113 167H115L114 166ZM118 163V162H117ZM128 163V162H127ZM130 163H131V161H130ZM137 163V162H136ZM173 163H171L172 165H174ZM183 163V162H182ZM240 163V162H239ZM248 163V164H247ZM255 163H257V162H255ZM39 164V163H38ZM43 164V163H42ZM82 166H81V165ZM85 164H90V163H85ZM104 164V163H103ZM107 164V163H106ZM109 164V163H108ZM107 164V165H108ZM120 164V163H119ZM126 164V163H125ZM140 164V163H139ZM150 164V163H149ZM162 164V163H161ZM170 164V163H169ZM168 164V165H169ZM178 164V163H177ZM198 164H197V166H198ZM202 164H207V163H202ZM222 164V163H221ZM220 164V165H221ZM260 164H262V163H260ZM48 165V164H47ZM65 165V166H64ZM92 165H94V164H92ZM96 165H94V169H96ZM98 165H100L101 166V164H98ZM105 165V164H104ZM106 165V166H107ZM151 165H153V163L151 164ZM150 165V166H151ZM179 166H180V163L178 164ZM177 165V166H178ZM188 165V164H187ZM208 165V164H207ZM210 165V164H209ZM216 165V164H215ZM218 165V164H217ZM239 165V164H238ZM257 165V164H256ZM61 166H63V167H61ZM75 168V170H74V168ZM78 166H79V168H78ZM91 166V165H90ZM96 166V167H95ZM121 166V165H120ZM140 166V165H139ZM148 166V165H147ZM154 166V165H153ZM155 166H156V164H155ZM189 166H191V165H189ZM204 166V165H203ZM206 166V165H205ZM213 166H214V164H213ZM232 166H234L233 168H235V165H232ZM241 166V165H240ZM78 169H77V168ZM93 167V166H92ZM91 167V168H92ZM104 167V166H103ZM102 167V168H103ZM109 167H111V166H109ZM119 167V166H118ZM124 167V166H123ZM168 167H170V166H168ZM168 167H166V169L168 168ZM186 167V166H185ZM193 167V166H192ZM194 167H195V165H194ZM198 167H200L201 168V165L200 166H198ZM209 167V166H208ZM207 167V168H208ZM239 167V166H238ZM237 167V170H239V168ZM254 167H255V165H254ZM261 167H262V165H261ZM73 168V169H72ZM91 168H89L90 169V171H92L91 170ZM105 168V167H104ZM106 168H108V166L106 167ZM121 168V167H120ZM161 168V167H160ZM159 168V169H160ZM178 168V167H177ZM203 168H205V167H203ZM215 168V171H216V168L217 167H214ZM80 169V170H79ZM88 169V170H89ZM98 169V168H97ZM101 169V168H100ZM111 169V168H110ZM116 169H117V167H116ZM122 169V168H121ZM120 169V170H121ZM136 169H137V167H136ZM149 169V168H148ZM155 169V168H154ZM162 169V168H161ZM165 169V170H166ZM178 169H180V168H178ZM177 169V170H178ZM187 169V168H186ZM191 169V168H190ZM194 169V168H193ZM202 169V168H201ZM201 169H199V170H201ZM211 169H213V167L211 168ZM221 169V168H220ZM223 169V168H222ZM242 169V168H241ZM78 170V171H77ZM102 170V169H101ZM105 170V169H104ZM104 170H102L103 171V173H104ZM109 170V169H108ZM119 169H117V171L115 172L116 174L119 172L118 171ZM125 170V169H124ZM132 170H134V169H132ZM131 170V171H132ZM144 170H147V168H145ZM143 170V171H144ZM157 170H158V168H157ZM175 170V169H174ZM184 170V169H183ZM182 170V171H183ZM195 170V169H194ZM204 170V169H203ZM202 170V171H203ZM227 170H228V168H227ZM232 171H233V169H231ZM93 171H95V170H93ZM112 171V170H111ZM123 171V170H122ZM127 171V170H126ZM135 171V170H134ZM138 171H140V170H138ZM160 171V170H159ZM178 171H180V172H182L181 171V169L180 170H178ZM190 171H192V170H190ZM205 171V170H204ZM214 171V172H215ZM217 171H219V170H217ZM216 171V172H217ZM229 171V170H228ZM254 171V170H253ZM252 171V174L254 173ZM261 171V170H260ZM105 172H106V170H105ZM129 172V171H128ZM137 172V171H136ZM145 172V171H144ZM147 172H149V170H147ZM170 172V171H169ZM175 172V171H174ZM185 172H186V170L184 171V174H185ZM188 172V171H187ZM201 172V171H200ZM209 172V173H208ZM213 172V173H214ZM219 172H221V171H219ZM223 172H224V170H223ZM259 172V171H258ZM86 173V174H85ZM88 173H89V171H88ZM96 173V172H95ZM101 173V172H100ZM112 173H113V171H112ZM133 172H131V174H132ZM138 173V172H137ZM140 173V172H139ZM143 173V172H142ZM228 174H230V172H227ZM232 173V172H231ZM115 174V175H116ZM130 174V173H129ZM141 174V173H140ZM149 174V173H148ZM160 174H162V175H160ZM166 174V173H165ZM167 174H169V173H167ZM171 174V173H170ZM171 174V175H172ZM178 174V173H177ZM182 175H181V177L182 176H185V175H183V172L181 173ZM188 174V173H187ZM245 174H247V173H245ZM248 174H250V178L253 180V177H252V174L250 173V172H248ZM119 177H120V179H123L124 180V178H125V176H123V177H121L122 175L120 174V172L117 174ZM121 175V176H120ZM123 175H125L124 173H123ZM137 175V174H136ZM136 175H134V176H136ZM139 175V174H138ZM195 175V174H194ZM214 176L216 175V173L215 174H213ZM224 175V174H223ZM232 175V174H231ZM238 176H239V174H237ZM237 175H236V178H237ZM89 178H88V177ZM92 176H94L93 175V173H92ZM101 176V175H100ZM108 176L110 177V176H114V175H110V173L108 174ZM127 176V175H126ZM141 176V175H140ZM143 176V175H142ZM141 176V177H142ZM187 176V175H186ZM217 176V175H216ZM234 176V175H233ZM241 176H243V175H241ZM258 176V175H257ZM91 177V178H90ZM128 177V176H127ZM150 177V176H149ZM180 177V176H179ZM223 177V176H222ZM224 177H225V175H224ZM229 177V176H228ZM244 177V176H243ZM263 177V176H262ZM94 178V177H93ZM101 178V177H100ZM106 179V178H108V177H102V180H100V181H102L103 182V180L104 179ZM135 178H139V177H135ZM145 178V177H144ZM151 178H152V176H151ZM157 178L155 179V180H157ZM168 179V180H166V179ZM176 178H177V181H176ZM194 178V177H193ZM196 178V177H195ZM199 178H200V176H199ZM198 178V179H199ZM245 178V177H244ZM244 178H242V179H244ZM261 178V177H260ZM91 179V180H90ZM112 179V178H111ZM126 179V178H125ZM133 179H134V177H133ZM178 179H180V180H178ZM192 179V178H191ZM107 180V179H106ZM105 180V181H106ZM166 180V181H165ZM173 180V181H172ZM195 180V179H194ZM197 180V179H196ZM200 180H202V179H200ZM223 180V179H222ZM221 180V181H222ZM261 180V179H260ZM98 181V180H97ZM100 181L98 182V183H100ZM120 181H122V180H120ZM138 181V180H137ZM141 181H143V180H140V182ZM179 181L180 182H182L181 184L179 183ZM199 181V180H198ZM226 181V180H225ZM228 181V180H227ZM231 181V180H230ZM239 181H241V182H243L242 180H239ZM238 181V182H239ZM248 181V180H247ZM107 182V181H106ZM109 182V181H108ZM133 182H135V179H134V181ZM153 182H154V180H153ZM153 182H151L152 184H153ZM156 182V181H155ZM155 182H154V184H155ZM175 182H176V184H175ZM177 182L179 183L178 185H177ZM185 182V183H184ZM187 182H189V183H187ZM192 182V181H191ZM229 182V181H228ZM236 182V181H235ZM146 183V182H145ZM196 183V182H195ZM225 183V184H224ZM237 183V182H236ZM244 183V182H243ZM263 182L261 181V184H262ZM5 184V185H4ZM8 184V185H7ZM148 184V183H147ZM147 184H146V187H147ZM184 184V185H183ZM186 184V185H185ZM187 184H189V185H187ZM139 185V184H138ZM144 185V184H143ZM179 185H181V186H179ZM195 185H197V184H195ZM152 186V185H151ZM121 188H122V190L124 191H126V190H128V192H129V194H126V195H124L123 196V194H121L120 192H119V189L121 190ZM178 193H179V195H178ZM182 193V195H180ZM121 194V195H120ZM127 196V197H126ZM20 198L19 200H16V198ZM22 197V198H21ZM11 198V199H10ZM11 201H10V200ZM39 199H42V200H45V202L47 201V202H50L51 203V205H52V208H51V206H50V208L48 209V208H42V207H40L39 209L38 208H36L35 207V210H34V208L31 210L32 212H35L36 213V211H39V213L41 214V212H43L41 215L40 214H35V216L32 214V215H25V214H28V213H26V212H29L28 210H27V208L29 209V208H32V206H37V204H39V202L38 201H36V200H39ZM6 200V201H5ZM7 200H9V201H7ZM12 200H14V201H12ZM16 200V201H15ZM163 200H166L168 203H169V205H170V207H172V208H174L175 210H171V209H167V207L168 208H170L169 206H167L166 205V208H165V206H164V208H160L159 206V208H155L154 206H156V205H159V204H161L160 202L161 201H163ZM40 201V200H39ZM165 201V202H166ZM170 201V202H169ZM40 203H43V201L41 202L40 201ZM43 204H45V203H43ZM47 204V203H46ZM42 205V204H41ZM48 206V205H47ZM54 206V207H53ZM13 209V207H15V208H20L19 209V211H16L15 210V208H14V212L11 210V208ZM38 207V206H37ZM44 207H46V205L44 206ZM163 207V206H162ZM184 208L183 210H185V208L186 209H189V211L187 210H185V211H183V210H177L178 208ZM26 208V209H25ZM177 208V209H176ZM8 210L9 209V211H12V213H9V212H7L9 215L10 214H12V215H8L7 213H5V211L4 210ZM41 209V210H40ZM44 211H43V210ZM45 209H47V210H45ZM6 210V211H7ZM24 210H27V211H25L24 212ZM191 210V211H190ZM198 210V211H197ZM4 211V212H3ZM23 211V212H22ZM23 213L22 215L20 214V213ZM25 213V214H24ZM30 213V212H29ZM6 215L7 217L5 218H3V216L2 215ZM23 215H25V216H23ZM26 216L28 217L29 216V218H27L26 219ZM25 221H27V222H25ZM18 227V229H20L21 231H19V232H16V228ZM29 227H31V228H29ZM42 227H44V228H46V229H42ZM7 228V229H6ZM8 228H12V229H15V230H12V231H10ZM24 228V230L22 231V229ZM26 228V229H25ZM27 228H28V230H27ZM33 228V229H32ZM38 230H37V229ZM41 228V229H40ZM36 229V230H35ZM40 229V230H39ZM30 230V231H29ZM31 230H32V232L33 233H30L31 232ZM35 230V231H34ZM29 231V232H28ZM4 236V237H3ZM5 236H7V237H5ZM162 236V237H161ZM168 236V237H167ZM88 237V238H87ZM138 237V238H137ZM142 237H144V236H142ZM146 237V236H145ZM146 237V238H147ZM141 238V237H140ZM139 238V239H140ZM148 239H151V238H148ZM170 239V241H171V243H172V240ZM141 241V240H140ZM147 241V240H146ZM150 241L151 240H149V241H147V242H149L150 243ZM158 242H160V240H157ZM156 241V242H157ZM162 241V240H161ZM167 241H169V240H167ZM174 241H173V243H174ZM178 241V242H179ZM186 241L184 242V245H185V243H186ZM96 242V243H95ZM100 242V243H101ZM157 242V243H158ZM163 242V241H162ZM162 242H161V244H162ZM100 243H97V245L98 244H100ZM102 243V244H103ZM138 243V242H137ZM139 243H141V242H139ZM155 243V242H154ZM171 243H170V245H171ZM180 243V242H179ZM181 243H183V242H181ZM181 243H180V247H182L181 246ZM90 244H92V245H90ZM159 244V243H158ZM158 244H156L157 246H158ZM163 244H165V241L163 242ZM167 244V243H166ZM169 244V243H168ZM186 244V245H187ZM88 245H90V246H88ZM96 245V246H97ZM155 245V246H156ZM173 245H175V246H171V247H173L172 248V250L174 249V247H177L178 245H177V243L175 244H173ZM177 245V246H176ZM105 246V245H104ZM152 246V245H151ZM150 246V247H151ZM167 246V245H166ZM195 246V247H196ZM90 247V248H89ZM95 247V246H94ZM97 247H99V246H97ZM149 247V248H150ZM160 247H161V245L159 246V248L158 249H160ZM162 247H163V245H162ZM165 247V246H164ZM163 247V248H164ZM180 247H178V248H180ZM188 247V246H187ZM210 247V246H209ZM243 247V246H242ZM242 247H240V248H242ZM245 248L247 247V246H244ZM243 247V248H244ZM152 248V247H151ZM156 247H154V249H155ZM168 248V247H167ZM178 248H175L176 249V251H174V252H176V254H177V250H178ZM185 248V247H184ZM184 248H182L183 250H184ZM214 248V247H213ZM214 248V249H215ZM243 248H242V250H243ZM86 249V250H85ZM100 249H101V245H100ZM104 249V248H103ZM139 250L141 249V248H138ZM157 249V248H156ZM169 249H170V247H169ZM181 249V248H180ZM179 249V250H180ZM182 249H181V251H182ZM198 249V248H197ZM201 249H202V247H201ZM201 249H199L200 251H201ZM204 249H205V247H204ZM204 249H202V251L204 250ZM207 249V248H206ZM212 249V248H211ZM233 249V248H232ZM239 249V248H238ZM247 249V248H246ZM245 249V250H246ZM260 249H262V248H260ZM92 250V249H91ZM160 250H162V249H160ZM171 250V251H172ZM178 250V251H179ZM188 250H190V249H188ZM187 250V251H188ZM191 250H193V249H191ZM195 250V249H194ZM207 250H209V249H207ZM242 250H238L237 252H240V253H237L236 255H240L242 252ZM244 250V251H245ZM164 251V250H163ZM167 251H170V250H167ZM232 251V250H231ZM235 251H236V249H235ZM156 252H158V251H156ZM160 252H162V251H160ZM180 252V251H179ZM184 252V251H183ZM197 252H199V251H197ZM205 252V251H204ZM210 251H206L205 252V254L206 255H208V253H209ZM219 252V251H218ZM217 252V253H218ZM38 253V254H39ZM89 251H88V255H89ZM101 253L103 254L104 252H103V250L101 251ZM138 253V252H137ZM159 253V252H158ZM185 253H187V254H185ZM184 254L185 255H188L189 253L188 252H185ZM193 253L195 254V252L193 251ZM216 253V252H215ZM216 253V254H217ZM229 253V252H228ZM236 253V252H235ZM234 253V254H235ZM246 253H248V251L246 252ZM41 254V255H42ZM91 255H92V253H90ZM143 255H144V253H142ZM147 254H149V253H147ZM166 254V253H165ZM183 254V253H182ZM193 254V255H194ZM214 254V253H213ZM223 254V255H224ZM230 254V253H229ZM229 254H228V257L231 259V257L229 256ZM234 254H231V256L232 255H234ZM243 254H245V253H242L241 255H243ZM252 254H250L249 256H251ZM262 254H264V253H262ZM27 256V257H24V256ZM44 255H45V257H44ZM78 255V256H79ZM110 255V254H109ZM129 255V254H128ZM134 255V254H133ZM135 255H136V253H135ZM143 255H141L143 258H144V256ZM167 255H170V254H167ZM178 255V254H177ZM239 256V257H242V256ZM261 255V253L259 254V256ZM37 257L39 256V255H36ZM84 256H85V253H84ZM94 256V255H93ZM107 256V255H106ZM112 256V255H111ZM118 256V257H119ZM126 256V255H125ZM130 256V255H129ZM149 256V255H148ZM152 256H154V255H152ZM158 256V255H157ZM162 256V255H161ZM160 256V257H161ZM165 257H166V255H164ZM197 256V255H196ZM196 256L194 255V257L196 258ZM200 256V255H199ZM209 256V255H208ZM216 256H218V255H216ZM225 256V255H224ZM263 256V255H262ZM80 257V256H79ZM81 257H82V255H81ZM81 257H80V259H81ZM86 257V256H85ZM85 257H84V260H85ZM88 257V256H87ZM102 257H104V256H102ZM120 257H119V259H120ZM127 257V256H126ZM131 257H133V256H131ZM164 257V258H165ZM192 258V260L193 259H195V258ZM203 257H205V255L203 256ZM220 257H222V255L220 256ZM246 257V256H245ZM253 257V256H252ZM40 258V257H39ZM137 258L138 259H140V261L141 260H143V258L141 259V257H139V256H137ZM155 258V257H154ZM156 258H159V257H156ZM163 258V257H162ZM167 258V257H166ZM165 258V259H166ZM178 258H180L179 256H178ZM188 258V257H187ZM198 258V257H197ZM223 259H221V260H219V258H218V261L219 262H223V260H225V258L224 257H222ZM233 258H236V259H239L237 262H239V261H241L240 260V258H238V257H233ZM243 258V257H242ZM254 258H255V256H254ZM257 258H258V256H257ZM38 259V258H37ZM144 259H146L147 260V256H146V258H144ZM150 259V258H149ZM161 258H159V260H160ZM177 260L178 261V259H177V257H173V260ZM199 260L201 259V258H198ZM209 259V258H208ZM212 259H214V258H212ZM248 259H251V257L250 258H248ZM256 259V258H255ZM24 260H26V262H24V263H22V261H24ZM67 260V261H66ZM91 260V259H90ZM105 260H109V259H105ZM104 260V261H105ZM114 260H116L115 258H112L111 260H109V261H113L112 263L113 264H120V262H121V260H118L119 261V263L118 262H116V263H114ZM125 260H129L128 258L127 259H124V261ZM130 260H132V259H130ZM159 260L157 259V261H156V259H150V262H149V264H161V263H164V262H159ZM183 260V259H182ZM206 260V259H205ZM205 260H203L204 262H207V261H205ZM211 260V259H210ZM217 260V259H216ZM247 259H245L244 261L245 262H247L246 261ZM252 260H253V258L251 259V262H252ZM259 260H260V262H261V259L259 258ZM36 261V260H35ZM71 261V260H70ZM79 261V260H78ZM108 261V262H109ZM161 261V260H160ZM180 261V260H179ZM188 261V260H187ZM191 261V260H190ZM197 261V260H196ZM202 261V262H203ZM235 261V260H234ZM263 262L262 263H264V260H262ZM77 262V261H76ZM82 262H83V260H82ZM82 262H81V260H80V263H78V264H82ZM86 262H87V260H86ZM85 261H84V263H86ZM89 263H90V261H88ZM128 262V261H127ZM139 262V261H138ZM145 263H147L146 261H144ZM152 262V263H151ZM173 262V261H172ZM175 262V261H174ZM186 262V261H185ZM184 262V263H185ZM192 262V261H191ZM191 262H190V264H191ZM193 262H195L194 260H193ZM198 262V261H197ZM203 262V264H206V263H204ZM226 261H224V263H225ZM233 262V261H232ZM254 262V261H253ZM252 262V263H253ZM255 262H256V260H255ZM36 264H38L37 262H35ZM102 263V262H101ZM112 263H110V264H112ZM130 263V262H129ZM133 263V262H132ZM132 263H130V264H132ZM135 263V262H134ZM143 263V262H142ZM145 263H143V264H145ZM178 263V262H177ZM182 263V262H181ZM200 263H201V260H200ZM208 263V262H207ZM214 263H216V262H214ZM229 263V262H228ZM230 263H231V261H230ZM235 263V262H234ZM241 263H243V262H241ZM248 263H250V261L248 262ZM257 263V262H256ZM258 263H259V261H258ZM43 264V263H42ZM72 264H75V263H72ZM88 264V263H87ZM92 264V263H91ZM105 264V263H104ZM141 264V263H140ZM166 264H168V263H166ZM179 264V263H178ZM183 264V263H182ZM189 264V263H188ZM196 264V263H195ZM198 264V263H197ZM217 264V263H216ZM219 264V263H218ZM221 264V263H220ZM231 264H233V263H231ZM236 264V263H235Z\"/></svg>",
	"mask_w": 264,
	"mask_h": 264
}]
</instances>
